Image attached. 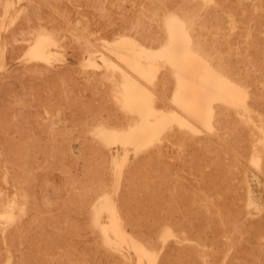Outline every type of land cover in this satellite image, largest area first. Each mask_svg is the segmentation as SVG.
I'll list each match as a JSON object with an SVG mask.
<instances>
[{
    "label": "rangeland",
    "instance_id": "374dc122",
    "mask_svg": "<svg viewBox=\"0 0 264 264\" xmlns=\"http://www.w3.org/2000/svg\"><path fill=\"white\" fill-rule=\"evenodd\" d=\"M10 0H0V4L2 3V5L4 6V7H2V5H0V59H1V61H0V89L2 90H0L1 92H0V110H2L3 112L1 113V111H0V122L2 123L3 122V125H1V123H0V139H2V141H1V143H0V148L1 149H3V150H0V151H2V152H0V169L2 170H0L1 171V173H0V187L3 189H1L0 188V207L2 208L3 207V204L5 205L8 201H10V200H16V201H19L18 203H21V202H23V201H25L26 202V208H27V211H26V213H25V215L24 216H22V218H21V220H20V223H19V227H18V232H16V234H14V236L11 234H9V232L11 231V226H9V225H6L5 226V224H3V226L2 225H0V227H2V228H0V238H1V240H0V248L2 249H0V254H2V258H3V260L1 259V255H0V261L2 262V261H4V262H0L1 264H5L6 262H8L7 264H27L28 262V264H31L30 263V261H32V263L33 264H37V263H39V261H40V263L39 264H59V263H63V261H65L63 264H65V263H67V264H88L89 263V261H91L89 264H94L93 262H95V260H96V262H95V264H110V262H111V264H113V262H114V260L117 258V260H115V261H117V264H119V262H118V260L119 259H121L120 257H121V255H119V252L117 251V250H115L114 248V250L115 251H113L112 250V248L111 247H107L106 246V244H105V242L104 241H102L103 239H102V234H101V232L99 231V229H97L95 226H94V222H91L92 221V218L94 217L93 216V214H94V212L93 211H91L92 209H94V207H92L91 205L93 204V202H94V204H95V201H96V199H97V197H98V194L99 193H101L102 192V190L103 191H107L108 190V192H110V191H113V189L115 190L116 189V187H114L115 185H116V182L119 180V179H121V181H119L118 183H120L121 184V182H122V180H123V182H125V183H123L122 182V184L120 185V184H117V185H119V190L118 191H116V198L118 199V201L120 202L121 200V197H119V195L120 196H122V201H121V203H125V205H124V207L126 206V204L128 205V207L127 208H130V209H128V211H130V212H128L126 209V212L129 214V216L130 217H132L133 215H132V207L133 208H136V210L134 211V209H133V213L135 214V216L137 217H135V216H133L135 219H136V221H135V219H133V218H131V220H127V228H128V230L129 231H132L133 233H134V230L135 231H137V234H139L140 232V234H142V235H152V234H156L157 236L154 238L153 237V241L155 240V243H156V241H158L157 243H159L158 245L157 244H154L155 246H159L158 248H160L161 246V242H160V240H157L158 239V235L161 233V229H163L165 226H166V224H169V223H171V220L173 219V221H178V220H180L183 216H186L187 214H186V212L188 211V209L189 210H192V208L194 207V205H192L191 206V204H192V202L191 201H200L201 203H203V204H207V205H209L210 203H215L216 205H219V204H221V202H224L223 204H225V203H227V202H229V207H231V209L229 210V211H231V217H230V222H232V220L234 219V214H233V210H236V208H235V206L234 205H237L236 203H238V205L240 204V206H238V209L240 210V208L243 210H241V212H243V213H240L242 216H240L239 215V219H238V221H239V223H240V226H241V231L240 232H238L237 234V236H239V238L236 236V238H238V240L237 239H235V238H233V237H235V235H233V234H231V233H227V232H225L224 230H222V231H220L219 233V235H218V238L219 239H217V243H218V245L221 247V248H223L224 249V252L225 253H227V258H228V261H229V258H230V260L232 259V257H234V256H232V255H235V251H237L236 250V247H235V243H236V246L238 245L239 247H240V254H239V256H240V258L238 259V260H235L236 262H238L239 260V262H238V264L239 263H241V264H264V236H260L259 234H263L264 232H262V231H260L261 230V226H260V224H264V221H262L261 219H264V209H262V208H264V173H262V172H259L252 164H251V162H248L247 160H249L250 158V156H248V157H246L247 158V160H246V158L244 159V160H240V161H237L238 160V158H237V155H238V153H240V150H242L243 149V144H244V137L243 136H241V134H244V132H245V130L246 129H248V132H249V134L252 136V138L253 139H257L258 137H260L259 135L261 134L260 133V130H259V128L257 127V125H256V122L258 123V122H260V124H264V122L263 121H260V117H262L263 118V116H262V114L264 115V110H263V108L264 107H259L258 105H256L257 107H259V108H257L256 106H255V111H253V117H254V122H253V124H249V126H247L246 124H244L243 122H241L240 120H239V124L237 123V118H239L238 117V115H236V114H234L233 115V112H231V114L233 115V117H232V115L229 117V118H227L226 119V121L227 120H229V122H231L232 120V122H234V126H232V132H231V130L230 129H228L227 131L225 130V131H221V132H214V133H216V136L214 135V134H211V133H208V132H202V133H199V134H195V135H193L192 133H190L189 131H187V130H183V131H181V130H179L178 129V131L176 130V129H174L173 131H171L170 133H167L166 135H165V139H163V141H161V143H157V147L156 146H152V147H150L149 149H146V150H144V151H142V152H140L139 153V155H134V154H131L130 156H129V158H128V160H127V164L125 163V165L123 166L124 168H123V171L121 170V172H122V175H121V173H120V175H118V176H120V177H118L117 176V174H115L114 175V173H116L115 171H114V164H112L113 163V157L114 156H122L123 155V152L121 151V150H118L117 148H116V146H112V147H107L106 145L104 146V144L102 143V141H100V139L99 138H97L96 137V133H95V135L93 134L95 131V124H99L100 122H105V123H107V124H110L111 122H113V121H119V122H121L122 124H124L126 121H128L129 119H130V117H131V119L134 117L135 118V116L134 115H131L130 113H127V111H125L124 109H122V107H120L122 110H120V108H119V106L120 105H118L117 103H119L118 101H117V99H114V97L113 96H115V95H113V93H112V91H113V82L111 83V81H107L108 79L105 77L107 74H111V72H107V74L106 75H104L105 73H106V69H105V67H103L102 69L100 68H94L93 66L92 67H86L87 65H89L88 64V62H87V64H84L83 65V62H84V60L85 59H87V61H88V59H89V54H88V51L89 50H91V49H99V50H104L105 52H106V50L103 48V46L101 45L103 42L104 43H106V42H110L111 40L112 41H114L120 34H128V35H133V36H135V37H137L138 39H140L141 41H144L146 44H150V45H152V46H158L160 43H163V42H165V39L167 38V33L166 32H164L165 31V29L163 28V26H164V24H159V22H160V20H157V21H154V20H152L148 15H147V8H148V1L149 0H12L11 2V4H9V7H8V11H6V2H9ZM72 1H74V2H72ZM83 1H87V2H93V3H91L92 4V7H91V4L90 3H87L86 2V4H85V2H83ZM223 2H225V3H233V4H235V2L237 1V0H234V1H232V0H222ZM29 2V3H28ZM97 2V3H96ZM99 2H101V3H99ZM243 2H245L246 3V5H247V7H246V5L243 3ZM15 3V4H14ZM94 3H96V4H94ZM241 3H242V7H244L245 8V10H246V12L244 13L246 16H247V14L249 13H251L252 14V16L250 17V15H249V17H247V20H245L246 22H244V27H241V26H239V24H230V20H228V14L227 13H225L224 11H220V15L222 16L221 18H222V24H194V32H195V34H196V37L203 43V42H205V43H203L204 45H206V47L207 48H209V49H213V51L215 52V54H216V56H218V57H220V58H222L223 59V61L225 62V61H227L226 63H228V64H232V65H235L234 63H236L235 61H237L238 60V62L236 63V64H239L240 66H241V70H242V76L243 77H245L246 76V78H249L250 79V81H252L254 84H253V90L255 91V94H260V95H264V59H260V60H256V61H253V60H251V59H248V58H245V54H248L249 52H251L252 51V48L253 47H255V45L257 44V49H259L262 53H264V45H262V44H264V0H262V2L260 1V0H241ZM74 4V5H73ZM88 4H89V6H88ZM101 4V5H100ZM100 5V6H99ZM134 5V6H133ZM143 5V6H142ZM17 6V7H16ZM94 6V7H93ZM101 6H103V7H101ZM12 7V8H11ZM14 7V8H13ZM22 7H23V9H22ZM27 7V8H26ZM98 7V8H97ZM211 7H212V9L213 8H215L216 7V5H215V2H210V3H208V4H206V6H204V8H210L211 9ZM3 8H5V9H3ZM259 8V9H258ZM262 8V9H261ZM19 9V10H18ZM42 9V10H41ZM62 9V10H61ZM15 10V11H14ZM18 11V13H16L17 11ZM41 10V11H40ZM61 10V11H60ZM113 10H115V12H117V13H115ZM22 11V12H21ZM25 11H26V13H25ZM89 11V12H88ZM91 11H92V14H91ZM107 11H109V12H107ZM39 12H40V14H39ZM110 12H112L111 13V15H110ZM240 12V14H241V10L239 11ZM16 13V14H15ZM67 13V14H66ZM85 13H87L86 15H85ZM259 13V14H258ZM263 15H261V14ZM94 14V15H93ZM239 13H238V15H240ZM34 15H36V16H34ZM51 15V16H50ZM2 16H4V17H2ZM38 16V17H37ZM44 16V17H43ZM114 16H116V20H115V17ZM259 17V19H258V17ZM37 17V18H36ZM76 17H78V19H76ZM234 17H236V16H234ZM11 18V19H10ZM36 18V19H35ZM93 18V19H92ZM104 18V19H103ZM248 18H250V19H248ZM263 18V19H262ZM33 19H35V20H33ZM50 19H52V20H50ZM142 19V20H141ZM12 20V21H11ZM113 21V22H111V21ZM249 20V23L247 22ZM262 20H263V23H262ZM76 21V22H75ZM148 21V22H147ZM228 21V22H227ZM71 22V23H70ZM94 22V23H93ZM23 23H25L24 25H27L28 27H29V29H28V27L27 26H25L27 29L25 30L23 27H24V25H22ZM36 23V24H35ZM39 23V24H38ZM59 23V24H58ZM60 23L61 24H63L64 26H62V25H60ZM9 24V25H8ZM30 24H32V25H30ZM55 24H57V25H55ZM101 24L103 25V26H101ZM159 24V25H158ZM229 24H230V26H229ZM263 24V25H262ZM22 25V26H21ZM46 25V26H45ZM65 25H66V27H65ZM105 25V26H104ZM123 25H125L124 27H123ZM127 25V26H126ZM215 25V26H214ZM224 25L226 26L225 28H224ZM34 26V27H33ZM47 26H48V28H47ZM50 26H54V30L52 29V27H50ZM160 26V27H159ZM199 27V30L200 31H198L197 29H198V27ZM203 26V27H202ZM207 26V27H206ZM214 26V27H213ZM231 26H235L234 28L233 27H231ZM17 29H15V28ZM31 27V28H30ZM36 27V28H35ZM50 27V28H49ZM55 27H57V30L55 29ZM60 27V28H59ZM68 27V28H67ZM126 27V28H125ZM127 27H129V29H127ZM133 27V28H132ZM218 27V28H217ZM222 27V28H221ZM229 27V28H228ZM22 28V29H21ZM119 28H120V30H119ZM232 28V29H231ZM236 28V29H235ZM20 29V30H19ZM51 29V30H50ZM101 29V30H100ZM214 29H217V30H214ZM219 29V30H218ZM15 30V31H14ZM20 32H19V31ZM21 30H23V31H21ZM29 30V31H28ZM31 30V31H30ZM50 30V31H49ZM68 30V31H67ZM213 30V31H212ZM228 32H226V31ZM249 30V31H248ZM24 31H25V33H24ZM51 32V33H54V35L57 37V39H58V41H59V47H57V51H56V55L54 56V60L51 62V63H48V62H46V61H44V60H33V59H31V60H29L28 59V55H27V53H28V51L30 50V48H31V46H32V43H34V40H35V38H36V36L38 35V32ZM58 31V32H57ZM70 31L71 32H74V33H70ZM97 31V32H96ZM157 31V32H156ZM197 31H198V33H197ZM206 31H207V33H206ZM251 31V32H250ZM13 32H15V33H13ZM17 32V33H16ZM23 32V33H22ZM39 32V33H40ZM117 32V33H116ZM159 32V33H158ZM162 32H163V34H162ZM202 32V33H201ZM212 32H214L213 34H212ZM221 32V33H220ZM8 33L10 34V35H8ZM58 33V34H57ZM205 33V34H204ZM7 35V39L5 38L6 36L5 35ZM23 34V35H22ZM35 34V36H33ZM65 34H66V37H65ZM117 34V35H116ZM215 34V35H214ZM247 34H250V36L249 37H247ZM257 34H259V35H257ZM20 35V36H19ZM160 35H161V37H160ZM222 37H221V36ZM225 35V36H224ZM235 35V36H234ZM24 38H23V37ZM26 36V37H25ZM231 36V37H230ZM252 36H253V38H252ZM262 37V39H260L261 37ZM1 37H2V39H1ZM10 37V38H9ZM33 39H32V38ZM68 37L70 38V39H68ZM96 37V38H95ZM105 37H107L108 38V40H107V38H105ZM165 37V38H164ZM234 37V38H233ZM257 37V39H258V37H260L259 39H258V42H257V39H255ZM20 38H22V39H20ZM65 38V39H64ZM211 38V39H210ZM219 38V39H218ZM102 39H104V40H102ZM237 40V42H236V40ZM7 40V41H6ZM10 40V42H8ZM11 40H12V42H11ZM91 40H93V41H91ZM163 40V41H162ZM221 40H222V42L224 41L225 43H222L221 42ZM231 40V41H230ZM232 40H233V42H232ZM90 43H89V42ZM111 41V42H112ZM228 41V42H227ZM235 41V42H234ZM20 42L23 44V45H25V47L22 45V44H20ZM208 42H211L212 43V46H211V43H208ZM214 42V43H213ZM246 42V43H245ZM12 43H15L14 45L16 46H14V45H12ZM18 43H19V45H18ZM70 43V44H69ZM234 43V44H233ZM236 43V44H235ZM8 44V45H7ZM30 44V45H29ZM93 44V46H91ZM218 44V45H217ZM4 45V46H3ZM12 45V46H11ZM17 45H18V47H17ZM20 45H22V46H20ZM60 45L63 47V48H61L60 49ZM101 45V46H100ZM234 45V46H233ZM74 48V49H76V50H74V49H72V47ZM229 46H230V48H229ZM4 47H5V49H4ZM30 47V48H29ZM75 47H77V48H75ZM218 47V48H217ZM250 47H251V49H250ZM221 48V49H220ZM13 49H15L16 50V52H15V50H13ZM225 49V50H224ZM250 49V50H249ZM13 51V52H12ZM60 51H61V53L63 54H61L60 53ZM222 51V52H221ZM242 51H244L243 53H242ZM249 51V52H248ZM12 52V53H11ZM20 52H24V53H20ZM57 52H59V53H57ZM233 52H234V54L235 55H233ZM236 52V53H235ZM10 53H11V55H10ZM81 55H80V54ZM221 53V54H220ZM14 54V55H13ZM20 54H22V55H20ZM10 55V56H9ZM18 55H20L19 57H18ZM63 57H62V56ZM76 57H74V56ZM15 56H17V57H15ZM64 56H66L65 58H64ZM239 56V57H238ZM13 57V58H12ZM14 57L17 59H15L14 60ZM74 57V58H73ZM82 57V58H81ZM227 57V58H226ZM13 59V60H11V59ZM237 58V59H236ZM9 59V60H8ZM56 59H57V61H56ZM83 59V60H82ZM96 59H97V61L99 62H101V59L99 58V57H96ZM81 60V61H80ZM10 61V62H9ZM86 61V60H85ZM234 61V63H232ZM252 61V62H251ZM9 62V63H8ZM36 62V63H35ZM243 62V63H242ZM38 63H40V67H39V64ZM85 63V62H84ZM246 63V64H245ZM248 63V64H247ZM8 64V65H7ZM35 64V65H34ZM2 65V66H1ZM15 65V66H14ZM22 65H24V67H25V69L22 67ZM85 66V68H83L82 66ZM245 65V66H244ZM254 65V66H253ZM6 66V67H5ZM19 66V67H18ZM31 66V67H30ZM70 67V69H68L69 67ZM76 67V69H79V71L78 70H76L74 67ZM89 66H91V65H89ZM249 66H251L250 68H249ZM257 66V67H256ZM48 67V68H47ZM77 67H79V68H77ZM243 67V68H242ZM245 67V68H244ZM22 68V69H21ZM65 68H66V70H65ZM74 68V69H73ZM13 69H15V70H17V71H14ZM38 69V70H37ZM52 69V70H51ZM75 71V73H74V71ZM80 69H81V71H80ZM257 69V70H256ZM51 70V71H50ZM55 70V71H54ZM71 70V73L70 72H68V71H70ZM84 70V71H83ZM255 70V71H254ZM262 70V71H261ZM11 71V72H10ZM18 71H19V73H18ZM24 71V72H23ZM26 71V72H25ZM57 71V72H56ZM78 71V72H77ZM90 71V72H89ZM13 72V73H12ZM28 72H30L29 74L31 75V76H27L28 75ZM52 72V73H51ZM54 72H55V74H54ZM59 72V73H58ZM88 72H89V74H88ZM16 73V74H15ZM23 74L22 76H21V74ZM26 73H27V75H26ZM33 73H34V75H36V77H38V79L36 78V77H33ZM66 73H69V74H65ZM92 73V74H91ZM13 74V75H12ZM18 74V75H17ZM59 74V75H58ZM100 74V75H99ZM166 74H168V75H170L169 73H166ZM257 74V75H256ZM16 75V76H15ZM48 75V76H47ZM57 75V76H56ZM69 75V76H68ZM72 75V76H71ZM119 73L117 72V73H115L113 76H114V79L116 78L117 80L120 78L119 76ZM250 75H253L252 77L250 76ZM18 76H20V77H18ZM54 76V77H53ZM66 78H65V77ZM2 77V78H1ZM3 77H4V80H3ZM6 77H8L7 78V80H6ZM15 77V78H14ZM18 79H17V78ZM24 79H23V78ZM29 80V81H26L27 79ZM49 77V78H48ZM55 77H57L56 79H55ZM103 77H105V78H103ZM14 78V79H13ZM22 78V79H21ZM36 78V79H35ZM43 78V79H42ZM53 78V79H52ZM59 78H60V81H59ZM70 78H72V79H70ZM169 78V80L170 81H168V86H169V88H167V87H165L164 89H163V91L167 88V91L165 90L164 91V94L167 96V94L168 93H170V91H171V88H173V80H172V78L169 76L168 77ZM2 79V80H1ZM35 81H34V80ZM45 79V80H44ZM50 79V80H49ZM51 79H52V82H54L55 80V83L56 84H58L59 85V88H57L56 89V87H58V86H56V87H53V86H55V83H52L51 82ZM67 79H69V80H67ZM86 79V80H85ZM102 79V80H101ZM68 82H67V81ZM259 80V81H258ZM2 81H5V82H3L2 83ZM9 81L11 82V81H14V82H11V83H9ZM19 81V82H18ZM39 81V82H38ZM44 81L46 82L47 81V84H48V81H49V83H51L50 85L48 84H45L44 83ZM73 81V82H72ZM24 82V83H23ZM26 82V83H25ZM37 84H36V83ZM59 82V83H58ZM98 82V83H97ZM21 83H23L24 84V87L22 86V84ZM27 83L29 84V85H27ZM35 83V84H34ZM42 84V86L43 87H41L40 85ZM64 83V84H63ZM97 83V84H96ZM15 84H17V87L19 88V91H18V88L16 87V89H15ZM38 84H40L39 86L40 87H38V86H36V85H38ZM44 84V85H43ZM261 84V85H260ZM12 85V86H11ZM25 85H27V86H25ZM51 85H53V86H51ZM84 85V86H83ZM30 86V87H29ZM31 86H35V87H31ZM46 86H47V88H46ZM94 86V87H93ZM13 87V88H12ZM27 87H29V88H27ZM36 87H38L37 89H36ZM73 87H75V88H73ZM83 87V88H82ZM86 89H88V90H86ZM107 87V88H106ZM111 87V88H110ZM41 88V90H44L43 92L42 91H40L39 89ZM43 88H45V89H43ZM54 88H55V90H54ZM61 88L63 89V90H61ZM96 88V89H95ZM255 88V89H254ZM23 89V90H22ZM30 89H33V95L31 94L32 93V90H30ZM36 89V90H35ZM46 89H48L47 91H46ZM13 90H15V92L13 91ZM26 92H25V91ZM65 90V92L64 93H62L63 91ZM68 90V91H67ZM37 91V92H36ZM40 91V92H39ZM73 91V92H72ZM92 91L94 92L93 94L94 95H92V94H90V92L92 93ZM22 93V95H21V93ZM42 92V93H41ZM98 92V93H97ZM12 93V94H11ZM19 93H20V96L22 97L23 96V98H21L20 96H19ZM57 93V94H56ZM89 93V94H88ZM4 94H5V99H4ZM16 94V95H15ZM26 94V95H25ZM27 94H29V96L27 95ZM36 94V95H35ZM40 94L41 95H43L42 97H44L43 99L41 98V96H40ZM47 94V95H46ZM77 96H76V95ZM78 94H79V96H78ZM85 94H87L86 96H85ZM15 95V96H14ZM26 97H25V96ZM50 96V98H47V97H49ZM52 95H53V97H52ZM89 95H91V96H89ZM96 95V96H95ZM34 96H37L36 98L34 97ZM47 96V97H46ZM94 96H95V98H94ZM8 97H10V98H8ZM15 97V98H14ZM47 99H46V98ZM72 97H73V99H72ZM91 97V98H90ZM100 97V99H98ZM25 98V99H24ZM30 100H29V99ZM33 98V99H32ZM37 98H40V99H38V101L37 100H34V99H37ZM18 99V100H17ZM23 99V100H22ZM28 99V100H27ZM62 99L64 100V103H63V101H62ZM81 99H83V100H81ZM90 99V100H89ZM95 99H96V101H95ZM101 102L100 104H99V102H98V100ZM5 100V101H4ZM8 100H11V101H8ZM28 102H27V101ZM34 100V101H33ZM42 101V103H41V101ZM44 100V101H43ZM47 100H48V102H47ZM86 100V101H85ZM2 101V102H1ZM31 101H33L32 102V104L30 105V103H31ZM35 101H37V102H35ZM61 102V103H59V102ZM73 103H72V102ZM88 101V103L89 104H91V105H86L85 104V102H87ZM95 101V102H94ZM18 102H19V104H18ZM59 104H58V103ZM92 102V103H91ZM171 101L168 99V98H164V100H163V103H164V105H166V106H172V103H170ZM1 103H3V105L1 104ZM7 103V104H6ZM10 103H11V105H10ZM26 103V104H25ZM87 103V104H88ZM94 103H96V105L94 104ZM102 103H104V104H102ZM38 104V107L36 106ZM53 104V105H52ZM58 105V107H56L57 105ZM65 104V105H64ZM71 104H74V105H71ZM93 104V105H92ZM98 104V105H97ZM102 104V105H101ZM5 105H6V107H5ZM31 107V108H29V106ZM42 105V106H41ZM77 105V106H76ZM104 105V106H103ZM9 108H8V107ZM16 106V107H15ZM33 106H35V107H33ZM41 106V107H40ZM52 106H54L53 108L54 109H52ZM79 106H82L81 108L79 107ZM2 107V108H1ZM22 107H24V108H22ZM26 107V108H25ZM40 107V108H39ZM60 107H62V108H60ZM4 108H6V109H4ZM13 108H14V110H13ZM37 110H36V109ZM80 108V109H79ZM98 108H99V110H98ZM108 108V109H107ZM257 108V109H256ZM16 111L15 113L12 111ZM24 109V110H23ZM30 109V110H29ZM35 111H34V110ZM45 109V110H44ZM52 109V110H51ZM56 109V112H54V110ZM77 109H79V110H77ZM260 109V110H259ZM9 110V111H8ZM33 110V111H32ZM67 110V111H66ZM256 110H258V111H256ZM32 111V112H31ZM37 111V112H36ZM64 111H66L65 113H64ZM88 112V113H83V112ZM229 111H230V109H229ZM261 111H263V112H261ZM5 112L6 113H8V114H11V115H5ZM13 114H12V113ZM34 112V113H33ZM44 112V113H43ZM67 112H71V113H69V115L68 116H71L70 118L71 119H69V117L66 115V113ZM76 112H78L79 114H76ZM127 114H126V113ZM258 112H259V114L260 113H262V114H260V117H258L259 116V114H258ZM17 113V114H16ZM33 116L34 114V118L32 117V116H30V114ZM39 113V114H38ZM235 113V112H234ZM2 114V115H1ZM4 114V115H3ZM41 114H44L43 116L44 117H47L45 114H47L48 115V117L47 118H44ZM55 114V115H54ZM57 114V115H56ZM71 114V115H70ZM52 115V116H51ZM79 115H80V117H81V119L83 120H79L80 119V117H79ZM99 115V116H98ZM13 116V117H12ZM62 116V117H61ZM64 116H67L66 117V119H65V117ZM116 116V117H115ZM121 116V117H120ZM235 116V117H234ZM257 116V117H256ZM4 117V118H3ZM6 117H8V119H6ZM31 117L33 118V119H31ZM35 117H38V119H40V121H38V119L37 118H35ZM51 117V118H50ZM56 117V118H55ZM64 117V118H63ZM86 117H88V118H86ZM90 117V118H89ZM118 117H120V118H118ZM13 118V119H12ZM44 118V119H43ZM57 118H59V119H57ZM78 118V120L79 121H76V119ZM99 118V119H98ZM114 118V119H113ZM231 118H233V119H231ZM258 118V119H257ZM20 119V120H19ZM105 119V120H104ZM118 119V120H117ZM130 119V120H131ZM230 119H231V121H230ZM234 119H236V120H234ZM34 120V121H33ZM57 120H59V122L57 123ZM85 120H86V122H85ZM257 120H259V121H257ZM4 121H6L7 122V124L4 122ZM13 121V122H12ZM24 121V122H23ZM33 121V122H32ZM37 121V122H36ZM52 123H51V122ZM56 121V122H55ZM82 121V122H81ZM256 121V122H255ZM11 122V123H10ZM32 122V123H31ZM84 122V123H83ZM9 123H10V125H9ZM41 123H43V124H41ZM46 123H48V124H46ZM51 123V124H50ZM235 123H237V126H235L236 124ZM24 124V125H23ZM18 125V126H17ZM20 125V126H19ZM93 125V126H92ZM254 125V126H253ZM8 126H10V128L8 127ZM25 126V127H24ZM34 126H35V128H34ZM97 126V125H96ZM243 128H242V127ZM250 126L251 127H256L255 129H257V130H255V132H251V130H252V128L250 129ZM6 127V128H5ZM19 127V128H18ZM40 127V128H39ZM43 127H45V128H47V130H45V128H43ZM54 127V128H53ZM58 127V128H57ZM236 128V129H234V128ZM237 127H240L241 129H240V135L239 136H237L236 135V133L238 134L239 133V128L237 129ZM10 130H9V129ZM37 128H39V129H37ZM94 129V130H90V129ZM5 129V130H4ZM18 129V130H17ZM34 130V131H32V133H31V130ZM50 129V130H49ZM60 129V130H59ZM70 129V130H69ZM3 130V131H2ZM47 131L46 133L45 132H43V131ZM58 130V131H57ZM27 131H30V132H28L27 133ZM89 131H91V133L89 132ZM234 131V132H233ZM241 131H243V133L241 132ZM253 131H254V129H253ZM257 131V132H256ZM5 132V133H4ZM34 132V133H33ZM87 132V133H86ZM93 132V133H92ZM260 133L259 135L257 134V133ZM31 133V134H30ZM39 135H38V134ZM59 135H57V134ZM60 133V134H59ZM62 133V134H61ZM183 133V134H182ZM187 133V134H186ZM224 133V134H223ZM231 133V134H230ZM255 133V134H254ZM21 134H23V135H25V137L24 136H22ZM35 134H37V135H35ZM53 134L56 136V137H54V138H56L55 139V141H54V138H53ZM226 134V135H225ZM227 134H229V135H227ZM253 134H254V136H253ZM4 135V136H3ZM19 135H21V137L19 136ZM41 135V136H40ZM171 135V136H170ZM221 135L223 136L222 138H221ZM234 135H235V137H234ZM258 137H257V136ZM16 136V137H15ZM30 136V137H29ZM48 136H50V137H48ZM62 136H63V138H62ZM191 136V137H190ZM220 138H219V137ZM244 136H245V134H244ZM11 137V138H10ZM22 137H24V138H22ZM29 137V138H28ZM38 137H40V138H43V139H40V138H38ZM172 137V138H171ZM184 137V138H183ZM187 137H189V138H187ZM204 137V138H203ZM229 139H228V138ZM232 137L233 138H235V140L234 139H232ZM240 137L243 139V141L242 142H240L242 139H240ZM254 137H256V138H254ZM11 139V140H9V139ZM12 138L13 139H15V140H12ZM19 138H20V140H19ZM25 138H26V142H24V140H25ZM36 138H37V141H36ZM168 138V139H167ZM171 138V139H170ZM182 138V139H181ZM187 138V139H186ZM197 138H198V140H197ZM4 139H5V142L7 141L6 139H8V141L5 143L4 142ZM30 139V140H29ZM39 139H40V141H39ZM45 139V140H44ZM53 139V140H52ZM62 139V140H61ZM167 139V140H166ZM195 139V140H194ZM218 139V140H217ZM222 139V140H221ZM238 139H240V140H238ZM22 140H23V142H22ZM33 140H35V141H33ZM59 140V141H58ZM62 141V143H61V141ZM180 140V141H179ZM182 140V141H181ZM208 140V141H207ZM214 140V141H213ZM238 140V141H237ZM11 141H12V143L13 144H11ZM16 141V142H15ZM17 141L19 142L20 141V144H18L17 143ZM39 141V142H38ZM54 141V142H53ZM81 141H82V143H81ZM166 141V142H165ZM168 141V142H167ZM173 141H175V143L173 142ZM178 141V142H177ZM212 141V143L210 144V142ZM216 141V142H215ZM225 141V142H224ZM232 143L231 145H230V143ZM236 142V143H233V142ZM253 141H255V140H253ZM34 142V143H33ZM50 142H51V144H50ZM59 142V143H58ZM84 142V143H83ZM172 142V143H171ZM180 142V143H179ZM197 142V143H196ZM206 142V143H205ZM215 142V143H214ZM3 143H4V145H3ZM33 143V144H32ZM39 143H40V145H39ZM188 143H190L191 145H189ZM205 143V144H204ZM225 143H227V145H230V146H227ZM238 143H240V144H242V148H241V146L238 144ZM7 145V148L5 147L6 145ZM20 145L18 148H19V150H18V148L15 146V145ZM22 144H23V146H25V148H23V146H22ZM31 144V145H30ZM42 144V145H41ZM43 144H45V145H43ZM49 144V145H48ZM58 144H59V146H58ZM65 144V145H64ZM67 144V145H66ZM87 144H88V147H87ZM164 144V145H163ZM172 144H174V145H172ZM177 144V145H176ZM181 144V145H180ZM214 144H215V146H214ZM220 144V145H219ZM237 144H238V146H237ZM12 145V146H11ZM29 145V146H28ZM34 145V148L32 147ZM39 145V147H37V146ZM56 146V147H54V146ZM85 145V146H84ZM91 145H93V146H91ZM166 145H168V146H166ZM223 145V146H222ZM226 145V146H225ZM236 145V146H235ZM8 146L10 147L9 149H11L12 147L13 148H16V150L14 149V151H16V152H18V153H16V152H13V148L11 149V152H10V150H8ZM30 146H31V148H30ZM36 146V147H35ZM49 146V147H48ZM61 146H65V149L63 150V149H60V147ZM67 146H68V148H67ZM82 146H84V148L82 149ZM91 146V148L89 149V147ZM98 146V147H97ZM102 146V147H101ZM166 146V147H165ZM180 146V147H179ZM187 146V147H186ZM188 146H190V147H188ZM205 146V147H204ZM220 146V147H219ZM232 146V147H231ZM21 147V148H20ZM28 147H29V149H28ZM48 147V148H47ZM51 147V148H50ZM170 147H171V149H170ZM184 147V148H183ZM196 147V148H195ZM228 147V148H227ZM231 147V148H230ZM239 148V152L236 154V152L237 151H235V150H237L238 148ZM23 148V149H22ZM36 148H38V149H36ZM43 148V149H42ZM47 148V149H46ZM50 148V151L48 150ZM93 148V149H92ZM98 148H101V150L99 149L98 150ZM104 150H103V149ZM155 148H157V150L155 151ZM179 148H181V149H179ZM193 148H195V149H193ZM212 148H215L214 149V153L211 151V149ZM225 148V149H224ZM237 148V149H236ZM7 151H6V150ZM34 149V150H33ZM61 151H59V150ZM80 149H82V150H80ZM111 149V150H110ZM151 149V150H150ZM153 149H154V152H153ZM163 149V150H162ZM192 149H193V151L194 152H196L195 154H196V156H198L200 153H203L204 155L205 154H209L208 155V158H207V155H205L206 157H204V155L203 154H200L198 157V159H197V157L195 156L194 157V155H192V153L194 154V152H192ZM206 149H208L207 150V152H206ZM231 149V150H230ZM18 150V151H17ZM85 152H84V151ZM91 150H94V151H91ZM167 150V151H166ZM172 150V151H171ZM213 150V149H212ZM218 150H219V153H218ZM222 150V151H221ZM22 151V152H21ZM27 151H29L30 153H31V155L30 156H28V152ZM39 151H40V153H39ZM43 151H44V153H46V154H44L43 153ZM84 152V154H82L83 152ZM91 151V152H90ZM99 151H101V152H99ZM103 151V152H102ZM153 152V154H151V152ZM224 151H226V152H224ZM229 153H228V152ZM232 151V152H231ZM6 154V156H11V157H3V156H5V154ZM19 152H20V154H19ZM48 152V153H47ZM58 152V153H57ZM87 152V153H86ZM99 152L100 154H97V153ZM150 152V153H149ZM159 152V153H158ZM172 152V153H171ZM192 152V153H191ZM206 152V153H205ZM2 153V154H1ZM7 153H9V154H7ZM14 153H16L15 155H14ZM21 153H23V155L21 154ZM53 153V154H52ZM59 153H61L60 155H62V156H60L59 155ZM68 155H67V154ZM89 153V154H88ZM189 153H191V154H189ZM199 153V154H198ZM234 155H233V154ZM13 154V155H12ZM27 154V155H26ZM33 154H35L36 156H37V158H36V156L35 155H33ZM55 154V155H54ZM57 154V155H56ZM64 154V155H63ZM91 154V155H90ZM97 154V155H96ZM105 154H106V157H105ZM144 154H145V157H143L142 158V156H144ZM150 155V157H149V155ZM198 154V155H197ZM212 154V156L211 157H209L210 155ZM221 154H222V156H221ZM230 154H232V155H230ZM35 157V158H33V156ZM67 155V156H66ZM112 155V156H111ZM151 155H152V157H151ZM191 155V156H190ZM231 157H233V158H231ZM236 155V156H235ZM20 156H22L23 158H24V162H20V160L22 159L23 160V158H20ZM47 156V158H48V156H49V158L47 159V158H45ZM54 156H55V160H56V162H57V165H56V162H54ZM57 156V157H56ZM71 156H72V159H71ZM93 156V157H92ZM95 156V157H94ZM136 156V157H135ZM157 156V157H156ZM14 157V158H13ZM27 157H29V158H27ZM32 157V158H31ZM65 157H66V159H65ZM101 157V158H100ZM103 157H105V158H103ZM134 157V158H133ZM185 157H187L186 159H185ZM200 157H201V159H200ZM229 157H230V159H229ZM8 158L10 159V160H8ZM20 158V159H19ZM57 158H59V159H57ZM75 158V159H74ZM147 158V159H146ZM151 159L152 158V160H151V162H153V161H155L156 162V164H152L151 162H150V160L149 159ZM154 158L155 159H157V160H154ZM204 158H206V159H204ZM210 158H211V160H210ZM213 158V159H212ZM220 158H222V159H220ZM11 159H15L14 160V163H13V160H11ZM17 159V160H16ZM18 159H19V165H17L16 166V163L18 164ZM26 159V160H25ZM29 159V162H27V160ZM30 159L32 160V162L34 163L35 162V164H33L31 161H30ZM33 159H35V160H33ZM95 159H97V160H95ZM110 159V160H109ZM146 159V160H145ZM161 159V160H160ZM188 159H190V160H188ZM232 159H234V161L235 162H231V161H229V160H232ZM236 159V160H235ZM1 160H2V162H1ZM7 160V161H6ZM43 160H46V161H43ZM52 162H51V161ZM58 160V161H57ZM59 160H61L62 161V163L63 164H61V161H59ZM68 160V161H67ZM72 160V161H71ZM75 160H76V162H75ZM107 160V161H106ZM109 160V161H108ZM146 162H145V161ZM147 160H149V161H147ZM207 160V162L205 163V161ZM9 161V165L7 164V162ZM40 161H43V163L42 162H40ZM63 161H65V163L63 162ZM88 161H89V163H88ZM103 162V165L102 164H100L101 162ZM104 161H106V162H104ZM137 161V162H136ZM162 161V162H161ZM181 161V162H180ZM185 161H187V162H185ZM250 161V160H249ZM13 163V164H11V163ZM34 165H32L31 163ZM42 163L43 165L42 166H39V165H41L40 163ZM47 162H48V165H46L47 164ZM50 162V163H49ZM74 162V163H73ZM86 162V163H85ZM144 162V167H142V163ZM150 162V164H152L151 166L149 165V164H147V163H149ZM165 162L167 163V165L165 164ZM172 162V163H171ZM215 162V163H214ZM226 162V163H225ZM23 163L24 164H26V165H24L25 166V168L23 167ZM38 163V164H37ZM52 163H54V164H52ZM76 163V164H75ZM88 163V164H87ZM98 163L100 164V166H98ZM107 163H109V165L107 164ZM204 163V164H203ZM222 163V164H221ZM230 163H232V164H230ZM235 163V164H234ZM86 164H87V166H86ZM91 164H93L92 166H89V165H91ZM174 164V165H173ZM192 164H194V165H192ZM201 164V165H200ZM217 164H218V166H220V169H218V166H217ZM237 164H238V166H240V167H238L237 166ZM2 165V166H1ZM5 167H4V166ZM8 165V166H7ZM13 165V166H12ZM21 165V166H20ZM30 166V165H32L33 166V168H31V167H28L27 168V166ZM52 166L50 169H49V167L48 166ZM53 165H55V166H58V168L57 167H55V166H53ZM62 165V166H61ZM63 165L65 166V165H67L66 167H63ZM75 165V166H74ZM83 165H85L84 166V169L82 168L83 167ZM95 165H96V169H99L98 167H100V169H99V172L97 173L96 172V177L94 176L95 174V171H96V169H94V167H95ZM102 165V166H101ZM133 165H138L137 167V170L139 171V173L137 172H135V170L136 169H133V168H131L130 169V167H132ZM181 165V166H180ZM208 166V167H206V168H204V166ZM225 165V166H224ZM19 166V167H18ZM36 166H37V168H36ZM46 166V168L48 169H46L45 168V170H43L44 169V167ZM62 168H61V167ZM105 166H106V168H105ZM135 166H133V167H135ZM147 166V169L149 168V169H151V170H153L152 172H151V170L149 171V169L147 170L145 167ZM155 166V167H154ZM158 166V167H157ZM162 166H163V168H162ZM189 166H190V168H189ZM193 166L195 167V168H193ZM8 167H10V168H13V169H10V168H8ZM53 167H55V168H53ZM75 167V168H74ZM89 167L91 168V169H94V173H92L93 172V170H91V172L89 173ZM142 167V169L143 170H145V171H147V172H151V174L152 173H154V175L152 174H149L148 176H147V173H145V171H144V173H142V174H144L145 176L142 178V174H141V168ZM152 167H153V169H152ZM166 167V168H165ZM171 168V169H169V168ZM180 167V170H178V168ZM200 167V168H199ZM224 167H225V169H224ZM231 167V168H230ZM233 167V168H232ZM36 168V169H35ZM59 168L61 169L60 171H59ZM82 168V169H81ZM87 168V169H86ZM109 168V169H108ZM154 168H156V169H154ZM198 168V169H197ZM223 168V170H224V172L221 170ZM246 168H247V170H246ZM8 169H10V170H8ZM15 169H17L16 171L18 172V174H19V172H20V176H15L16 174H17V172H14L15 171ZM31 169V170H30ZM38 169V170H37ZM52 169H54V170H52ZM62 169H63V172H65V173H63L62 172ZM70 169V170H69ZM73 171H72V170ZM78 169V170H77ZM103 169H105L106 171H104ZM108 169V170H107ZM130 169V170H129ZM140 169V170H139ZM161 169H162V171H161ZM186 169V170H185ZM188 169V170H187ZM201 169V170H200ZM229 169H231V170H229ZM235 169V170H234ZM246 170V176H245V170ZM29 170V171H28ZM37 170V171H36ZM67 170H69V172L67 171ZM77 170V171H76ZM82 170V171H81ZM143 170H142V172H143ZM156 170H158V171H156ZM10 171L12 172V173H10ZM33 171V172H32ZM36 171V172H35ZM71 171V172H70ZM75 171L77 172V174L75 173ZM86 173H85V172ZM129 171V172H128ZM131 171H133V172H135L136 174H140L139 176H137V177H135L136 176V174L134 173V175H133V172H131ZM160 171L162 172V174L160 173ZM196 171H197V173H196ZM198 171H200V172H198ZM212 171H214V174L212 175ZM227 171H229V172H227ZM13 172L15 173V175L13 174ZM28 172H30V173H28ZM68 172V173H67ZM72 172H73V174L75 175L76 174V176H74L73 174H72ZM101 172L103 173V177H107V180H106V178H104L105 180L103 181V179L101 180V178H103L102 177V175H101ZM164 172V173H163ZM195 174H194V173ZM11 175H10V174ZM32 173V175L34 176V177H32L30 174ZM44 173V174H43ZM89 174V176H88V174ZM129 173V174H128ZM130 173H132V174H130ZM160 173V174H159ZM182 173H183V175H182ZM199 173V175H201V176H199V175H197ZM211 173V174H210ZM218 173H220V174H218ZM233 173V174H232ZM238 173V174H237ZM2 174H4V175H6L7 177H5L4 178V176L2 175ZM46 174V175H45ZM48 174V175H47ZM80 174L83 176V177H85V178H83V177H81L80 176ZM87 177H90V178H86V176ZM92 174H94V175H92ZM99 174H100V176H99ZM226 174V175H225ZM228 174V175H227ZM14 175V176H13ZM37 175V176H36ZM42 175V176H41ZM44 175H45V177H44ZM105 175V176H104ZM110 175V176H109ZM126 175V176H125ZM155 175H157L156 176V178H154V177H152V178H154V180L151 178V176H155ZM161 175V176H160ZM186 175V176H185ZM208 175V176H207ZM221 175V176H220ZM224 175V176H223ZM235 175V176H234ZM13 176V177H12ZM70 176H72V177H70ZM79 176V177H78ZM100 178V179H98V180H94V178L95 179H97L98 177ZM111 178H109V177ZM122 176V177H121ZM125 176V177H124ZM131 176H133L134 177V180L135 179H137V180H135V182H133V184H137V186L138 187H141L140 185H141V183H143V185H142V187L141 188H139L138 189V187L136 186V185H131L132 184V182L130 183V182H127V181H130V178H131ZM146 176H147V178H146ZM198 176V177H197ZM211 176V177H210ZM214 176V177H213ZM252 176V177H251ZM17 179H16V178ZM21 177V178H20ZM69 177V178H71V179H73V182L74 181H76V180H74V179H79L80 177H81V179H79V182H76V184L75 183H73L72 182V180H70V179H67V178ZM75 177V178H74ZM78 177V178H77ZM115 177V178H114ZM130 177V178H129ZM141 177V178H140ZM148 177L150 178V179H148ZM225 178V180H224V178ZM227 177H229V178H227ZM15 178V179H14ZM35 178L37 179L36 181H35ZM84 180H83V179ZM92 178H93V180H94V182H93V180H92ZM117 178H119V179H117ZM125 178H129V179H125ZM148 180H146V179ZM189 178H191L190 180H189ZM196 178V179H195ZM245 178H247L249 181V183H247V184H250L249 186L252 188V190H253V193H254V196H255V199L256 200H258L259 202H260V205H261V209L260 210H255L254 208H250L249 207V205H246L247 203H246V200H247V197H248V195H247V192H246V189H245V185H247V184H245L246 182H244V179ZM5 179V180H4ZM33 179V180H32ZM50 181V180H52L53 179V181H50V182H48V180ZM88 179H90V180H88ZM151 179L153 180L152 182H151ZM220 179H221V181H220ZM230 179V180H229ZM234 179V180H233ZM238 179H240V181L238 180ZM9 180V181H8ZM16 180V181H15ZM81 180H83V181H81ZM91 180H92V182L94 183V184H96L99 180H101L100 182H103V183H100V182H98L97 183V185H101V186H103V187H101L100 189H102V190H98V193L96 192V194L94 193V192H92L94 189H92L91 187H93V188H95V186L96 185H94V184H92V183H88V181H90L91 182ZM131 180H132V178H131ZM141 182H140V181ZM143 180H146V181H144V182H146L145 183V185H144V182H142ZM188 180V181H187ZM191 180L193 181V182H191ZM216 182H215V181ZM227 180V181H226ZM242 180V181H241ZM253 180H255V181H253ZM14 181V182H13ZM18 181H21V182H18ZM68 181V182H67ZM84 181L85 182H87V183H85V185L84 184H82V183H84ZM107 183H109V184H107ZM110 181V182H109ZM115 181V182H114ZM159 181H160V184H159ZM190 181V182H189ZM197 181V182H196ZM204 181V182H203ZM211 181H213V182H211ZM8 182V183H7ZM9 182H11V183H9ZM46 182V183H45ZM66 182H67V184H66ZM72 182L74 185H76V187L74 188V185L72 184V185H70V183ZM81 182V183H80ZM96 182V183H95ZM136 182H140V185L138 184V183H136ZM157 182H158V185H157ZM166 182V183H165ZM196 182V183H195ZM207 182H208V184H207ZM223 182H225V183H223ZM229 182V183H228ZM235 182V183H234ZM238 182V183H237ZM243 182V183H242ZM20 183V184H19ZM23 184V187H22V184ZM69 183V184H68ZM79 183H80V185L82 186V185H84L82 188H81V186H78L79 185ZM113 183V184H112ZM114 183H115V185H114ZM126 183H127V185H130L129 186V191L127 192V185H126ZM147 183H149V184H147ZM163 183H165L164 184V190L162 189V187H163ZM192 183V184H191ZM217 183V184H216ZM223 183V184H222ZM232 183H233V185H232ZM236 183H237V186H236ZM86 184H87V186H86ZM107 184V185H106ZM124 184L126 185L125 187H124ZM196 184V187L194 186ZM210 184H214V186L216 187V188H218L217 189V192H216V190H214V194L213 193H211L210 191H208L207 189H204V191L202 192V191H200V194L199 195H197V196H195V189L198 187V186H203L204 188H206L207 186H209ZM223 185V188H222V185ZM239 184V185H238ZM10 185H12V186H10ZM14 185V186H13ZM48 185V186H47ZM69 185V186H68ZM88 185L89 186H91V187H88ZM148 185V186H147ZM155 185L157 186V187H159V189L157 188V187H155ZM161 185V186H160ZM177 185V186H176ZM225 185V186H224ZM226 185H228V186H226ZM243 185V186H242ZM25 186V187H24ZM73 186V187H72ZM88 187V188H91L90 190L88 189V188H86V187ZM132 186L134 187V188H132ZM145 186V187H144ZM147 186V187H146ZM166 186V187H165ZM190 186V187H189ZM219 186V187H218ZM3 187H5V189L3 188ZM21 187V188H20ZM31 187L34 189V190H32L31 189ZM77 187H80L81 189V191L79 190V188L77 189ZM122 187H124V188H122ZM136 187V188H135ZM150 187V188H149ZM153 187L155 188V190L153 189ZM168 187V188H167ZM191 187H193V189L191 188ZM223 189V190H225L226 192H224L221 188ZM230 187V189L228 190V188ZM243 187V188H242ZM18 188H20L21 190H19ZM73 188H74V190H73ZM131 188H132V190H131ZM146 188H148V189H146ZM227 188V189H226ZM23 189V190H22ZM25 189V190H24ZM27 189L28 190H30V191H27ZM85 189H88L87 191L85 190ZM105 189V190H104ZM120 189H122L123 191H121ZM133 189H135V191H136V193L137 194H133V192H134V190ZM167 189V190H166ZM174 189V190H173ZM184 189V190H183ZM233 189V190H232ZM14 190H15V192H16V190L18 191V194L19 195H17V192L16 193H14ZM38 192H37V191ZM46 190V191H45ZM71 190H72V192H71ZM117 190V189H116ZM126 190V191H125ZM138 190V191H137ZM143 191L142 193L140 192V191ZM154 192H153V191ZM160 190H162L161 191V193H160ZM203 190V189H202ZM221 190V191H220ZM2 191V192H1ZM8 191V192H7ZM21 191V192H20ZM23 191H24V193H23ZM31 191H32V193H35V196H34V194H32V196H30L31 195ZM36 191V192H35ZM75 191H79V193L80 192H82V195H83V192L86 194H84L83 196H85V197H87V200H86V198L84 199L85 201H88V202H86L85 203V201L83 202L82 201V196H80V194L79 193H77V192H75ZM120 191V192H119ZM125 191V192H124ZM194 191V192H193ZM239 191V192H238ZM4 192V193H3ZM9 192H11V193H9ZM28 192H30V193H28ZM124 192V193H123ZM148 192L149 193H151V195L150 194H148ZM166 192V193H165ZM175 192H177V193H175ZM209 192V193H208ZM229 192V194H227ZM238 192V193H237ZM1 193H3V194H1ZM10 195H9V194ZM73 193H76V197L78 196V198H76L74 195H73ZM122 193V194H121ZM125 193H127V195H128V197H127V195L125 194ZM135 193V192H134ZM146 194V196H145V194ZM206 193V194H205ZM222 193H223V195H225V196H227V197H225V196H223L222 195ZM6 194V195H5ZM11 194H12V196H11ZM20 194H22V196L20 195ZM68 195V196H65V195ZM70 194H72L74 197H71L72 195H70ZM89 194V196H87ZM125 194V195H124ZM132 195V197H131V195ZM158 194V195H157ZM187 194L189 195V198H187L188 196H187ZM191 194V195H190ZM219 194V195H218ZM232 194V195H231ZM237 194V195H236ZM28 195V196H27ZM41 195V196H40ZM44 195H46L45 196V198H43L44 197ZM70 195V196H69ZM91 195V196H90ZM92 195H93V198H92ZM135 195H136V198H138V199H140L139 201L135 198ZM140 195V196H139ZM148 195H149V197H148ZM201 195H203V196H201ZM204 195H206V196H204ZM243 195H244V197H243ZM27 196V197H26ZM49 196V197H48ZM123 196L127 199V201H126V199L124 200V198H123ZM145 196V197H144ZM153 196V197H152ZM187 196V197H186ZM201 196V197H200ZM219 196L220 197H222V198H220L219 199ZM238 196V197H237ZM12 197V198H11ZM19 197V198H18ZM23 197V198H22ZM24 197H26V198H24ZM35 197V198H34ZM46 197H48V198H46ZM132 199H131V198ZM140 197H142V200H141V198ZM160 197V198H159ZM186 197V198H185ZM204 199H203V198ZM5 198H7V199H5ZM38 198V199H37ZM40 198H42V199H40ZM61 198V199H60ZM74 199V201L76 200V199H79V201H75V202H73L72 200ZM91 200H90V199ZM130 198V199H129ZM147 199V200H144L143 201V199ZM149 198H151V199H149ZM153 198H156L155 200L157 201V202H159V203H155V200L153 199ZM212 198H213V200H212ZM230 198H232V199H230ZM20 199H22L21 200V202H20ZM27 199H28V201H27ZM43 199H45L44 201H42ZM47 199H48V201H47ZM68 199H70V200H68ZM81 199V200H80ZM134 199H135V201H134ZM164 199V200H163ZM169 199V200H168ZM198 199V200H197ZM203 199V200H202ZM218 199V200H217ZM226 199V200H225ZM234 199V200H233ZM40 200H41V202H40ZM94 200V201H93ZM130 200H132V203H133V205H132V203H131V201ZM140 203V202H142L143 201V206L141 205V204H139V203H137V201ZM148 200H153L152 201V203H148L149 201ZM162 200V201H161ZM187 200V201H186ZM209 200V201H208ZM223 200V201H222ZM225 200V201H224ZM230 200V201H229ZM232 200H233V203H232ZM37 201H39V202H37ZM47 202V204H45V203H42V202ZM65 203V205L63 204V207L65 206H67L66 207V209H67V211H66V209H64L63 207H61L62 206V203L63 202ZM82 201V202H81ZM91 201V202H90ZM221 201V202H220ZM227 201V202H226ZM243 201V202H242ZM48 202H50V203H48ZM69 202H71V204H75L76 206L78 205V209L80 210L81 208L84 210H78L77 208H75V207H72V206H74V204L73 205H70V203ZM82 203L80 206H81V208H79L80 206H79V204H76V203ZM89 202H90V204H89ZM128 202V203H127ZM129 202H130V204H129ZM154 202V203H153ZM163 203V204H161V203ZM206 202H208V203H206ZM210 202V203H209ZM234 202H236V203H234ZM39 203V204H38ZM42 203V204H41ZM83 203H85V204H83ZM89 205H88V204ZM149 204V206H148V204ZM165 203V204H164ZM189 203V204H188ZM38 206H37V205ZM58 204V205H57ZM87 204V205H86ZM228 204V203H227ZM56 205V206H55ZM69 205L71 206L70 208H72V210H73V212L74 211H76L77 213H73L72 211H70V213L68 212V210H71V209H69ZM130 205V206H129ZM139 205H141V206H139ZM145 205H147L149 208H147V209H150L149 210V213L147 214L146 212L142 215L139 211H142L143 212V210H147L146 209V207H144ZM153 205V206H152ZM155 205H156V207H161L162 209L164 208L163 206H165V208L166 209H170L171 211V213L170 212H168L167 210H166V213H165V208L162 210L161 208H156L155 207ZM163 205V206H162ZM189 205V206H188ZM232 205V206H231ZM245 205H246V207L249 209L250 208V210H251V214L249 213V215H248V213H247V211H248V209H246V207H245ZM39 206H42L41 208L39 207ZM83 206H87L86 208H83ZM94 206V205H93ZM132 206V207H131ZM169 206V207H168ZM185 206V207H184ZM220 206H222V204L220 205ZM234 206V207H233ZM39 209H42V212H41V210H39ZM46 207V208H45ZM51 207V208H50ZM57 207H58V209H57ZM191 207V208H190ZM240 207V208H239ZM244 207V208H243ZM63 208V209H62ZM92 208V209H91ZM145 208V209H144ZM152 208V209H151ZM55 209H57V210H55ZM61 209V210H60ZM138 209V210H137ZM156 209H158L157 211L159 212H157L156 211ZM173 209V210H172ZM185 209V210H184ZM37 210L39 211V212H37ZM50 210V211H49ZM52 210H53V212H52ZM78 210V211H77ZM87 212H86V211ZM160 210V211H159ZM193 210H194V208H193ZM238 210V211H239ZM60 212V213H63V214H60L59 216H60V219H59V216H58V214H57V212ZM148 211V210H147ZM153 211V212H152ZM155 211V212H154ZM162 211V212H161ZM173 211H174V213H173ZM44 212L46 213V214H44ZM49 212V213H48ZM50 212H51V215H52V218L53 217H55V216H57V217H55L56 218V220L54 221V219L55 218H48V220H47V218H46V215H50ZM81 214H80V213ZM126 212L124 213V215H126ZM140 213V214H137V213ZM168 212V213H167ZM261 212V213H260ZM66 213V214H65ZM70 214L69 216H68V214ZM73 213V214H72ZM91 213H93V214H91ZM154 213V214H153ZM156 213V214H155ZM173 213V214H172ZM252 213H254L253 214V216H252ZM256 213H257V215L258 216H256ZM39 214V215H38ZM55 214V215H54ZM84 214V215H83ZM128 214L126 215V217H128V218H130L129 216H128ZM145 214H147L146 216H145ZM152 214V215H151ZM48 215V216H49ZM66 215H67V217H66ZM73 215H75V216H77V217H75V216H72ZM80 215H81V218H80ZM83 215V216H82ZM149 215H151V216H149ZM159 215V216H158ZM163 216V217H160V216ZM168 215V216H167ZM171 215V216H170ZM247 215V216H246ZM251 215V216H250ZM44 216V217H43ZM145 216V217H144ZM153 216H154V218H153ZM173 216V217H172ZM176 216V217H175ZM244 216H245V218H244ZM255 216V217H254ZM51 217V216H50ZM63 217H65V219L67 218V220L66 221H64V219H63ZM72 217V218H71ZM77 218V219H75V218ZM147 217H149V219L147 218ZM151 217V218H150ZM165 217H167V219H165ZM250 217V218H249ZM46 220H45V219ZM71 218V219H70ZM127 218V219H128ZM141 218H143V219H141ZM148 220H147V219ZM156 218H158L159 220H157ZM243 218V219H242ZM261 218V219H260ZM26 221H25V220ZM43 219V220H42ZM73 219H75V220H73ZM86 219V220H85ZM138 219V220H137ZM141 219V220H140ZM147 220V222L149 221H151L152 220V222H154L155 224H156V227L157 228H155L154 226H155V224H152V223H148L147 224V222H146V220ZM155 219V220H154ZM163 219V220H162ZM175 219V220H174ZM248 219V220H247ZM257 219V221H258V223H257V221L255 222V220ZM45 220V221H44ZM51 220V221H50ZM61 220V221H60ZM69 220H72L71 222H69ZM134 220V221H133ZM140 220V221H139ZM145 220V221H144ZM162 220V221H161ZM168 220V221H167ZM218 220V219H217ZM250 220V221H249ZM260 220H261V222H260ZM24 221V222H23ZM48 221H50V222H54L53 224L52 223H50V222H48ZM57 221H59V222H57ZM75 221H77V223L75 222ZM83 221V222H82ZM131 221V222H130ZM156 221V222H155ZM252 221L254 222V223H252ZM24 224H23V223ZM26 222L28 223V224H26ZM75 222V223H74ZM78 222H80V223H78ZM140 222H142L141 224H142V226L143 225H145L146 226V228H145V226H141L140 225ZM165 222V223H164ZM21 223H22V225H21ZM44 223H46V225H45V227H47V224H48V226L49 227H47V229L49 230V233L47 232V229L46 228H43L44 227ZM63 223V224H62ZM65 223V224H64ZM71 223L73 224L72 226L75 228V229H78L77 231L76 230H73L72 228H71ZM134 223V224H133ZM137 223H139V225L137 226ZM246 223V224H245ZM256 223H257V225H256ZM260 223V224H259ZM29 224H33L32 225V228H34V226H35V230H34V232H32L33 230L31 229V226L29 225ZM51 224H52V226H53V228H52V226H51ZM68 224H69V226L70 227H68ZM78 224V225H77ZM147 224V225H146ZM262 224V228H263V230H264V225ZM27 225H29L28 227H27ZM43 226V227H40V226ZM61 225V226H60ZM89 225V226H88ZM154 225V226H153ZM248 225V228L246 227ZM254 225H256V226H258L259 225V228H260V230H259V228L257 227V231H259L258 233L259 234H257V232L256 233H254V231H256L254 228H256ZM59 226H60V229H59ZM65 226V227H64ZM85 226H88V227H85ZM134 226V227H133ZM153 227V228H155V229H153L152 228V230L155 232H153L152 234H151V231H149L151 228H149V227ZM162 226H163V228H162ZM30 227V228H29ZM43 228V229H40V228ZM78 227V228H77ZM138 227V228H137ZM141 227H142V229H141ZM253 227V228H252ZM62 228V229H61ZM65 228V229H64ZM69 230H68V229ZM243 228H244V230H243ZM247 228V229H246ZM46 231H45V230ZM70 229H72L71 231H70ZM88 229V230H87ZM137 229H139V230H137ZM213 229H215V227L213 228ZM223 229H224V227H223ZM247 230V232H243V231H246ZM249 229V230H248ZM5 230V231H4ZM44 230V231H43ZM54 230V231H53ZM60 230V231H59ZM68 230V231H67ZM142 230V231H141ZM2 231L3 232H5V234H3L2 233ZM42 231H43V233H42ZM50 231H53V232H50ZM57 233H56V232ZM59 231V232H58ZM140 231V232H139ZM144 231H146V232H144ZM45 232V233H44ZM47 232V233H46ZM68 232V235L66 234V233ZM69 232H71V234L69 233ZM78 232H80V233H78ZM89 233L88 235H86L85 233ZM144 232V233H143ZM20 234V236H19V234ZM55 233H56V235H55ZM75 233V234H74ZM84 233V234H83ZM136 233V232H135ZM226 233V234H225ZM244 233V234H243ZM3 235V237H2V235ZM34 234V235H33ZM45 234V235H44ZM58 234H61V235H64V234H66L65 236H61V235H58ZM76 234H80L79 235V238H81V239H79L78 238V235L76 236ZM242 234V235H241ZM256 234V235H255ZM5 235V236H4ZM9 235H10V237H9ZM19 236V237H17V236ZM47 235V236H46ZM50 235V236H49ZM51 235H52V237L54 238V239H52L51 238ZM72 235H75V237L74 236H72ZM228 237H227V236ZM244 235H247L246 236V238H244ZM258 235V236H257ZM25 236V237H27V239L25 240V237L23 238V237ZM33 236V237H32ZM36 236H38V238L36 237ZM61 236V237H60ZM70 236H72L73 238V240L75 241H72V239H70ZM96 236V237H95ZM242 236V238H240ZM257 236V237H256ZM5 237V238H4ZM7 237V238H6ZM14 237V238H13ZM84 237V238H83ZM86 237V238H85ZM95 237V238H94ZM224 237H225V239H224ZM227 237V238H226ZM11 238V239H10ZM12 238H13V240H12ZM17 238L19 239V240H17ZM34 238V239H33ZM58 238V240H55V239H57ZM64 238V239H63ZM65 238H68V240H69V242H68V240L66 241L65 240ZM75 238V239H74ZM228 238H229V240H228ZM31 239V240H30ZM35 239L37 240L36 242H35ZM50 239H52V240H50ZM78 239V240H77ZM160 239V238H159ZM223 239V240H222ZM234 239V240H233ZM263 239V240H262ZM4 240V241H3ZM5 240H6V243H5ZM10 240H12V241H10ZM24 240L26 241V242H24ZM27 240H28V242H27ZM34 240V242L36 243L35 245L32 243V241ZM38 240H39V243H41L42 245L40 246V244L38 243ZM48 240H50V242H52L53 240V242L51 243V245L50 244H48V243H50V242H48ZM76 240H77V243H76ZM79 240H83L82 242L81 241H79ZM254 240V241H253ZM30 241V242H29ZM63 241V242H62ZM66 241V242H65ZM81 242V243H79V242ZM85 241H86V243H85ZM88 241V242H87ZM97 241V242H96ZM186 241V240H185ZM188 241L189 240H187V242L185 243V242H183L182 241V243L181 242H179L178 243V241H172V242H170V243H168V244H170V245H168L167 244V247H164V249H162L161 250V252H160V255H161V258H160V263L162 264H166V263H164V260L162 261V259H163V256H164V258H165V255H166V253H164L166 250H167V248H168V250L166 251V252H173L172 254H176L178 257H179V255L181 256L182 255V253H180V251H182V249H185V248H187V245L186 244H188V246H191L190 244H191V242H190V244L188 243ZM190 241H192V240H190ZM234 241V242H233ZM246 241V242H245ZM57 242H60V244L62 245H59V243L57 244ZM65 242V244H62V243H64ZM72 242V243H71ZM226 242V243H225ZM229 242V243H228ZM232 242V243H231ZM243 242H245V243H247L245 246H246V248H245V246H243ZM5 243V244H4ZM9 243V244H8ZM12 243V244H11ZM21 243V244H20ZM69 243H71V244H73V246L70 244L69 245ZM75 243H76V245H79L80 247H83L82 249L80 248V252H81V254H80V252L79 251H77L79 248H77V247H74V245H75ZM193 244H194V242H192ZM244 243V244H245ZM3 244V245H2ZM6 244H8V245H6ZM19 244L21 245V246H19ZM25 244V245H24ZM37 244H39V245H37ZM52 244H54L53 246H61V248H63V249H61L60 247L58 248V247H56L57 249H55L53 246H52ZM84 244H86L87 245V247L85 248V246H84ZM172 244L174 245V244H176V247H173L172 246ZM182 244V246H180L181 248L179 249L178 247H179V245H181ZM186 245V247H185V245ZM192 244V245H193ZM47 245H49V246H47ZM67 246L68 248H69V250L67 249V247H66V250H65V248L63 247V246ZM91 247H89V246ZM228 245V246H227ZM233 245H234V247H233ZM248 245V246H247ZM10 246H12V248L10 247ZM39 246V247H38ZM52 246V247H51ZM175 246V245H174ZM232 246V248L230 249V247ZM6 247V248H5ZM26 249H25V248ZM29 247H31V248H29ZM32 247H34V249H37V250H35L34 251V249L32 248ZM41 247V248H40ZM46 247H49V248H46ZM51 247V248H50ZM156 247V248H157ZM185 247V248H184ZM241 247L243 248V249H245L244 250V252L245 253H247V254H245L244 253V257L241 255ZM254 247V248H253ZM5 248V249H4ZM77 248V249H76ZM92 249V250H90V249ZM110 248H111V250H110ZM169 248H170V250H169ZM172 248H173V250H172ZM211 247H207V250L208 249H210ZM228 248V249H227ZM251 248V249H250ZM9 251H7V250ZM12 251V253H11V251ZM15 249H17L18 251H16ZM33 249V250H32ZM40 249V250H39ZM47 249H48V252L49 253H47ZM50 249H52V250H50ZM75 249H76V251H75ZM84 249V250H83ZM85 249H88V250H85ZM166 249V250H165ZM230 249V250H229ZM39 250V251H38ZM44 250V252H42ZM68 250V251H67ZM98 250V251H97ZM178 250H180V251H178ZM15 251H16V253H15ZM23 251H25V252H23ZM36 252L38 255H40V256H36V253L34 254V252ZM54 251H56L55 253H54ZM72 251H73V254H72ZM87 252V254L88 253H91V255H92V257H91V255L89 254L88 256H87V254H85V253H83V252ZM91 251V252H90ZM94 251L95 252H99V253H94ZM125 252H127V258L129 259L130 258V260H131V262H130V264H139V259L137 260V256L133 253V252H131V253H128L129 251L128 250H124ZM184 251V250H183ZM182 251V252H183ZM227 251V252H226ZM230 251V252H229ZM232 251H234V252H232ZM29 252H33L32 254L31 253H29ZM62 252V253H61ZM65 252V253H64ZM115 252H117V253H115ZM178 252H179V254H178ZM255 252H257L256 254H255ZM4 253H9V254H4ZM13 253H15V254H13ZM41 253V254H40ZM54 253V254H53ZM58 253V255H57V257H56V255L55 254H57ZM69 253V254H68ZM75 253V254H74ZM78 253H79V255H78ZM51 254V255H50ZM61 254V258H59L60 255ZM84 254V255H83ZM97 254V255H96ZM100 254L101 255H103L102 256V258L103 259H100ZM105 254V255H104ZM114 254V255H113ZM130 254V255H129ZM6 255V256H5ZM15 255V256H14ZM44 257H43V256ZM54 255V256H53ZM62 255H65V256H63V258H62ZM71 256V255H73V256H71L72 257V259H70L71 257H67V256ZM82 255V256H81ZM86 255V256H85ZM94 255V256H93ZM106 255H108V256H110V259L112 258H114L113 260H110V259H108V256H106ZM115 255H118V256H115ZM176 255H174V256H176ZM255 255V256H254ZM33 256V257H32ZM59 256V257H58ZM78 256H80V257H78ZM84 256V257H83ZM91 257V259L90 258H85V257ZM116 258H115V257ZM131 256V257H130ZM29 257H31V258H29ZM36 257V259H34ZM49 258V260H48V258ZM94 257V258H93ZM99 257V258H98ZM107 257V258H106ZM243 257V258H242ZM252 259H254V260H251V258ZM5 258V259H4ZM37 258H39V259H37ZM51 258V259H50ZM66 258H68V259H70V261H67L68 259H66ZM74 258H77V259H74ZM85 258V259H84ZM96 258V259H95ZM106 258V260H104ZM119 258V259H118ZM208 258V257H207ZM259 258V259H258ZM14 259L16 260V262L14 261ZM28 259L30 260V261H28ZM54 259V260H53ZM62 259V260H61ZM66 259V260H65ZM82 259H84V260H82ZM88 259H89V261H88ZM92 259H95V260H92ZM123 259V258H122ZM246 259V260H245ZM257 259V260H256ZM13 260V261H12ZM39 260V261H38ZM42 260H47L46 262H48V263H46V262H42ZM53 260V261H52ZM56 260H58V261H56ZM71 260H72V262H71ZM76 260V261H75ZM80 260H82V263L80 262ZM124 260V259H123ZM244 260V261H243ZM247 260H249V261H251V262H249V261H247ZM263 260V261H262ZM83 261H88L87 263L86 262H83ZM103 261V262H102ZM257 261V262H256ZM35 262V263H34ZM53 262V263H52ZM138 262V263H137ZM159 263V264H160ZM114 264H116V262H114ZM122 264H129L128 263V261L126 260V261H124V263L122 262ZM144 264H146V263H144Z\"/></svg>",
    "mask_w": 264,
    "mask_h": 264
},
{
    "label": "bare ground",
    "instance_id": "6f19581e",
    "mask_svg": "<svg viewBox=\"0 0 264 264\" xmlns=\"http://www.w3.org/2000/svg\"><path fill=\"white\" fill-rule=\"evenodd\" d=\"M8 1V0H7ZM12 0H10L9 2H6V11H8V7H9V4H11L12 2H11ZM79 1V0H78ZM91 1V0H90ZM96 1V0H95ZM103 1V0H102ZM232 1H234V0H232ZM261 2H262V0H260ZM72 2H74V1H72ZM83 2H85V4H86V2L87 1H83ZM210 2H215V5H216V7L215 8H213L212 9V7H211V9L210 8H204V6H206V4H208V3H210ZM29 3V2H28ZM87 3H93V2H87ZM97 3V2H96ZM96 3H94V4H96ZM99 3H101V2H99ZM245 5H246V3L245 2H243ZM15 4V3H14ZM0 5H2V3L0 4ZM74 5V4H73ZM101 5V4H100ZM99 5V6H100ZM5 6V5H4ZM3 5H2V7H4ZM88 6H89V4H88ZM134 6V5H133ZM143 6V5H142ZM17 7V6H16ZM91 7H92V4H91ZM94 7V6H93ZM101 7H103V6H101ZM246 7H247V5H246ZM249 7V6H248ZM247 7V8H248ZM12 8V7H11ZM14 8V7H13ZM27 8V7H26ZM98 8V7H97ZM3 9H5V8H3ZM22 9H23V7H22ZM259 9V8H258ZM262 9V8H261ZM19 10V9H18ZM42 10V9H41ZM40 10V11H41ZM62 10V9H61ZM60 10V11H61ZM241 10V14H240V11ZM15 11V10H14ZM17 11V10H16ZM114 12H115V10H113ZM220 11L222 12V11H224L225 13H227L228 14V20H230L229 22H230V24H239V26H241V27H244L243 25H244V22H246L245 20H247V17H249V15H250V17L252 16V14L250 13H248L247 14V16L244 14L245 12H246V10H245V8L244 7H242V3H241V0H237L236 2H235V4H233V3H225V2H223L222 0H149L148 1V8H147V15L152 19V20H154V21H157V20H160V22H159V24H164V26H163V28L165 29V31L164 32H166L167 33V38L165 39V42H163V43H160L158 46H152V45H148V44H146L144 41H141L140 39H138L137 37H135V36H133L132 34L131 35H126V34H120L114 41H108V42H106V43H102L101 45L103 46V48L106 50V52L103 50H99V49H91V50H89L88 51V54H89V59H88V61H87V59H85L84 60V62H83V65L84 64H87V62H88V64L89 65H91V66H89V65H85L86 67H96V68H103V67H105V69H106V73L104 74V75H106L107 74V72L109 71V72H111V74H107L105 77L108 79L107 81H111V83L113 82V91H112V93H113V95H115V96H113L114 97V99H117V101L119 102V103H117L118 105H120L119 106V108L120 107H122V109H124L125 111H127V113H130L131 115H134L135 116V118L133 117L132 119H131V117H130V119L128 120V121H126L124 124H122L121 122H119V121H113V122H111L110 124H107V123H105V122H100L99 124H95V130L94 129H90V130H94L95 132L93 133L94 135H95V133H96V137L97 138H99L100 139V141H102V143L104 144V146L106 145L107 147H112V146H116V148L118 149V150H121L122 152H123V155L122 156H114L112 159V161H113V163L112 164H114V171L116 172V173H114V175L115 174H117V176L118 175H120V173H121V175H122V172H121V170L123 171V166L125 165V163L127 162V160H128V158H129V156L131 155V154H134V155H139V153L140 152H142V151H144V150H146V149H149L150 147H154V146H156L157 145V143H161V141H163V139H165L164 137H165V135L167 134V133H170L171 131H173L174 129H176L177 131H178V129L179 130H181V131H183V130H187V131H189L190 133H192L193 135H197V134H199V133H202V132H208V133H211V134H214L215 136H216V133H214V132H221V131H227L228 129H230L231 130V132H232V126H234L233 124H234V122H232L231 121V119H233V118H231L230 119V121L231 122H229V120H227L226 121V119L227 118H229L232 114H231V112H233V115L234 114H236V115H238V117L239 118H237V120L236 119H234V120H236L237 121V123L239 122V120L241 121V122H243L244 124H246L247 126H249V124L251 123V124H253V122H254V113H253V111H255V106L256 105H258L259 107H264V95H260V94H255V91L253 90V82L252 81H250V79L249 78H246V76L245 77H243L242 76V70H241V66L239 65V64H236L237 62H238V60L237 61H235L236 63H234V61L232 62V63H234L235 65H230V64H228V63H226L227 61H223V59L222 58H220V57H218V56H216V54H215V52L213 51V49L211 50V49H209V48H207L206 47V45H204L203 43H205V42H201L197 37H196V34H195V32H194V24H222V16L220 15ZM22 12V11H21ZM89 12V11H88ZM107 12H109V11H107ZM16 13H18V11L16 12ZM15 13V14H16ZM25 13H26V11H25ZM111 13L112 12H110V15H111ZM115 13H117V12H115ZM238 13L240 14V15H238ZM39 14H40V12H39ZM67 14V13H66ZM87 13H85V15H86ZM91 14H92V11H91ZM259 14V13H258ZM261 14V13H260ZM94 15V14H93ZM262 15V14H261ZM34 16H36V15H34ZM51 16V15H50ZM234 16H236V17H234ZM263 16V15H262ZM2 17H4V16H2ZM38 17V16H37ZM36 17V18H37ZM44 17V16H43ZM115 17V20L117 19L116 18V16H114ZM258 17V16H257ZM35 18V19H36ZM11 19V18H10ZM35 19H33V20H35ZM76 19H78V17H76ZM93 19V18H92ZM104 19V18H103ZM248 19H250V18H248ZM258 19H259V17H258ZM263 19V18H262ZM50 20H52V19H50ZM142 20V19H141ZM264 20V19H263ZM263 20H262V23H263ZM12 21V20H11ZM36 21V20H35ZM111 21V20H110ZM76 22V21H75ZM111 22H113V21H111ZM148 22V21H147ZM228 22V21H227ZM248 23H249V20L247 21ZM71 23V22H70ZM94 23V22H93ZM25 23H23L22 25H24ZM36 24V23H35ZM39 24V23H38ZM59 24V23H58ZM158 24V25H159ZM230 24H229V26H230ZM9 25V24H8ZM21 25V26H22ZM30 25H32V24H30ZM55 25H57V24H55ZM60 25H62V26H64L63 24H61L60 23ZM263 25V24H262ZM25 26H27V25H24V29L26 30L27 28L25 27ZM46 26V25H45ZM58 26V25H57ZM101 26H103L102 24H101ZM105 26V25H104ZM125 25H123V27H124ZM127 26V25H126ZM215 26V25H214ZM213 26V27H214ZM28 27V26H27ZM34 27V26H33ZM50 27H52V26H50ZM49 27V28H50ZM65 27H66V25H65ZM160 27V26H159ZM198 27V26H197ZM203 27V26H202ZM207 27V26H206ZM226 26L224 25V28H225ZM231 27H233V26H231ZM235 27V26H234ZM233 27V28H234ZM15 28V27H14ZM17 28V27H16ZM15 28V29H16ZM31 28V27H30ZM36 28V27H35ZM47 28H48V26H47ZM54 28V26L52 27V29ZM60 28V27H59ZM68 28V27H67ZM126 28V27H125ZM133 28V27H132ZM218 28V27H217ZM222 28V27H221ZM229 28V27H228ZM22 29V28H21ZM28 29H29V27H28ZM55 29L57 30V27H55ZM127 29H129V27H127ZM232 29V28H231ZM236 29V28H235ZM17 30V29H16ZM20 30V29H19ZM18 30V31H19ZM51 30V29H50ZM49 30V31H50ZM54 30V29H53ZM101 30V29H100ZM119 30H120V28H119ZM198 31H200L199 30V27H198V29H197ZM214 30H217V29H214ZM219 30V29H218ZM15 31V30H14ZM21 31H23V30H21ZM29 31V30H28ZM31 31V30H30ZM68 31V30H67ZM198 31H197V33H198ZM213 31V30H212ZM226 31V30H225ZM249 31V30H248ZM20 32V31H19ZM40 32V31H39ZM38 32V35L36 36V38H35V40H34V43H32V46H31V48H30V50L28 51V53H27V55H28V59L29 60H31V59H33V60H44V61H46V62H48V63H51L54 59V56L56 55V51H57V47H59V41H58V39H57V37L54 35V33H51V32H40L39 33ZM58 32V31H57ZM97 32V31H96ZM157 32V31H156ZM227 32V31H226ZM251 32V31H250ZM13 33H15V32H13ZM17 33V32H16ZM23 33V32H22ZM24 33H25V31H24ZM70 33H74V32H71L70 31ZM117 33V32H116ZM159 33V32H158ZM202 33V32H201ZM206 33H207V31H206ZM214 32H212V34H213ZM221 33V32H220ZM228 33V32H227ZM58 34V33H57ZM162 34H163V32H162ZM205 34V33H204ZM5 35V34H4ZM8 35H10L9 33H8ZM23 35V34H22ZM117 35V34H116ZM215 35V34H214ZM257 35H259V34H257ZM6 37V39H7V35H5ZM20 36V35H19ZM33 36H35V34L33 35ZM221 36V35H220ZM225 36V35H224ZM235 36V35H234ZM250 36V34H247V37H249ZM23 37V36H22ZM26 37V36H25ZM65 37H66V34H65ZM160 37H161V35H160ZM222 37V36H221ZM231 37V36H230ZM261 37V36H260ZM260 37H258V39L260 38ZM10 38V37H9ZM24 38V37H23ZM32 38V37H31ZM96 38V37H95ZM105 38H107V37H105ZM165 38V37H164ZM234 38V37H233ZM252 38H253V36H252ZM1 39H2V37H1ZM20 39H22V38H20ZM33 39V38H32ZM65 39V38H64ZM68 39H70L69 37H68ZM211 39V38H210ZM219 39V38H218ZM255 39H257V37L255 38ZM258 39H257V42H258ZM260 39H262V37L260 38ZM259 39V40H260ZM264 39V38H263ZM102 40H104V39H102ZM107 40H108V38H107ZM236 40V39H235ZM7 41V40H6ZM91 41H93V40H91ZM163 41V40H162ZM231 41V40H230ZM8 42H10V40L8 41ZM11 42H12V40H11ZM89 42V41H88ZM221 42H222V40H221ZM228 42V41H227ZM232 42H233V40H232ZM235 42V41H234ZM236 42H237V40H236ZM90 43V42H89ZM208 43H211V42H208ZM214 43V42H213ZM222 43H225L224 41L222 42ZM246 43V42H245ZM15 43H12V45H14ZM20 44H22L21 42H20ZM24 44V43H23ZM22 44V45H23ZM70 44V43H69ZM226 44V43H225ZM234 44V43H233ZM236 44V43H235ZM8 45V44H7ZM11 45V46H12ZM18 45H19V43H18ZM18 45H17V47H18ZM22 45H20V46H22ZM30 45V44H29ZM100 45V46H101ZM218 45V44H217ZM262 45H264V44H262ZM4 46V45H3ZM15 46V45H14ZM24 47H25V45H23ZM22 46V47H23ZM91 46H93V44L91 45ZM211 46H212V43H211ZM234 46V45H233ZM259 46V45H258ZM257 44L255 45V47H253L252 48V51L251 52H249L248 54H245L244 56H245V58H248V59H251V60H253V61H256V60H260V59H264V53H262L259 49H257ZM16 47V46H15ZM72 47V46H71ZM26 48V47H25ZM61 48H63L61 45H60V49ZM75 48H77V47H75ZM218 48V47H217ZM229 48H230V46H229ZM4 49H5V47H4ZM72 49H74L73 47H72ZM221 49V48H220ZM250 49H251V47H250ZM249 49V50H250ZM13 50H15V49H13ZM74 50H76V49H74ZM225 50V49H224ZM13 52V51H12ZM11 52V53H12ZM15 52H16V50H15ZM222 52V51H221ZM244 51H242V53H243ZM11 53H10V55H11ZM20 53H24V52H20ZM57 53H59V52H57ZM60 53H61V51H60ZM236 53V52H235ZM62 54V53H61ZM80 54V53H79ZM221 54V53H220ZM9 55V56H10ZM14 55V54H13ZM20 55H22V54H20ZM20 55H18V57L20 56ZM63 55V54H62ZM61 55V56H62ZM81 55V54H80ZM233 55H235L234 54V52H233ZM74 56V55H73ZM15 57H17V56H15ZM14 57V60L16 59ZM63 57V56H62ZM66 56H64V58H65ZM75 57V56H74ZM73 57V58H74ZM96 57H99L100 59H101V62L99 61H97V59H96ZM239 57V56H238ZM1 58V57H0ZM13 58V57H12ZM76 58V57H75ZM82 58V57H81ZM227 58V57H226ZM11 59V58H10ZM237 59V58H236ZM9 60V59H8ZM11 60H13V59H11ZM17 60V59H16ZM83 60V59H82ZM0 61H1V59H0ZM56 61H57V59H56ZM81 61V60H80ZM10 62V61H9ZM8 62V63H9ZM252 62V61H251ZM36 63V62H35ZM243 63V62H242ZM39 64V67H40V63H38ZM246 64V63H245ZM248 64V63H247ZM8 65V64H7ZM35 65V64H34ZM2 66V65H1ZM15 66V65H14ZM82 66V65H81ZM85 66H82L83 68H85ZM245 66V65H244ZM254 66V65H253ZM6 67V66H5ZM19 67V66H18ZM22 67L25 69V67H24V65H22ZM31 67V66H30ZM69 67V66H68ZM74 67V66H73ZM251 66H249V68H250ZM257 67V66H256ZM41 68V67H40ZM48 68V67H47ZM75 69H76V67H74ZM73 68V69H74ZM77 68H79V67H77ZM243 68V67H242ZM245 68V67H244ZM252 68V67H251ZM22 69V68H21ZM68 69H70V67L68 68ZM67 69V70H68ZM72 69V70H73ZM86 69V68H85ZM14 71H17V70H15V69H13ZM38 70V69H37ZM52 70V69H51ZM50 70V71H51ZM65 70H66V68H65ZM66 70V71H67ZM76 70H78L79 71V69H76ZM75 70V71H76ZM257 70V69H256ZM55 71V70H54ZM74 71V70H73ZM75 71H74V73H75ZM77 71V72H78ZM80 71H81V69H80ZM84 71V70H83ZM255 71V70H254ZM262 71V70H261ZM11 72V71H10ZM24 72V71H23ZM26 72V71H25ZM57 72V71H56ZM68 72H70L71 73V70L70 71H68ZM90 72V71H89ZM89 72H88V74H89ZM108 72V73H109ZM119 73V79L117 80L116 78L114 79V74L115 73ZM13 73V72H12ZM18 73H19V71H18ZM30 72H28V75H27V73H26V75L27 76H31L30 74H29ZM52 73V72H51ZM59 73V72H58ZM166 73H169L170 75H168V74H166ZM16 74V73H15ZM21 74V73H20ZM54 74H55V72H54ZM65 74V73H64ZM66 74H69V73H66ZM65 74V75H66ZM92 74V73H91ZM13 75V74H12ZM18 75V74H17ZM23 74H21V76H22ZM59 75V74H58ZM100 75V74H99ZM257 75V74H256ZM16 76V75H15ZM48 76V75H47ZM57 76V75H56ZM69 76V75H68ZM72 76V75H71ZM171 77L172 78V80H173V88H171V91H170V93H168L167 94V96L164 94V91L166 90L167 91V88H169V86H168V81H170L169 80V78L168 77ZM251 77L253 76V75H250ZM18 77H20V76H18ZM33 77H36V75H34V73H33ZM54 77V76H53ZM65 77V76H64ZM67 77V76H66ZM65 77V78H66ZM105 77H103V78H105ZM2 78V77H1ZM7 78L8 77H6V80H7ZM15 78V77H14ZM13 78V79H14ZM17 78V77H16ZM23 78V77H22ZM21 78V79H22ZM26 78V77H25ZM37 79H38V77H36ZM35 78V79H36ZM49 78V77H48ZM57 77H55V79H56ZM253 78V77H252ZM18 79V78H17ZM24 79V78H23ZM27 79V78H26ZM29 79V78H28ZM26 80V81H29V80ZM43 79V78H42ZM53 79V78H52ZM52 79H51V82H52ZM70 79H72V78H70ZM2 80V79H1ZM3 80H4V77H3ZM34 80V79H33ZM45 80V79H44ZM50 80V79H49ZM57 80V79H56ZM55 80V81H56ZM67 80H69V79H67ZM66 80V81H67ZM86 80V79H85ZM102 80V79H101ZM35 81V80H34ZM55 81L54 82H52V83H55ZM59 81H60V78H59ZM259 81V80H258ZM3 82H5V81H2V83ZM11 82H14V81H11ZM10 81H9V83H11ZM19 82V81H18ZM39 82V81H38ZM68 82V81H67ZM73 82V81H72ZM24 83V82H23ZM23 83H21L22 84V86L24 87V84ZM26 83V82H25ZM36 83V82H35ZM34 83V84H35ZM44 83L45 84H47V81L45 82L44 81ZM57 83V82H56ZM55 83V86H53V85H51V86H53V87H56V86H58V87H56V89L57 88H59V85L58 84H56ZM59 83V82H58ZM98 83V82H97ZM96 83V84H97ZM37 84V83H36ZM41 84V83H40ZM40 84H38V85H36V86H38V87H43L42 86V84L40 85ZM48 84L50 85L51 83H49V81H48ZM47 84V85H48ZM64 84V83H63ZM264 84V83H263ZM27 85H29L28 83H27ZM27 85H25V86H27ZM40 85V86H39ZM44 85V84H43ZM261 85V84H260ZM12 86V85H11ZM84 86V85H83ZM168 86V87H167ZM15 89H16V87H17V84H15ZM19 87V86H18ZM17 87V88H18ZM30 87V86H29ZM29 87H27V88H29ZM31 87H35V86H31ZM38 87H36V89L38 88ZM94 87V86H93ZM165 87H167L164 91H163V89L165 88ZM13 88V87H12ZM25 88V87H24ZM46 88H47V86H46ZM73 88H75V87H73ZM83 88V87H82ZM85 88V87H84ZM107 88V87H106ZM111 88V87H110ZM35 89V90H36ZM43 89H45V88H43ZM86 89V88H85ZM96 89V88H95ZM255 89V88H254ZM1 90V89H0ZM23 90V89H22ZM30 90H32V95H33V89H30ZM40 91H44V90H41V88L39 89ZM48 89H46V91H47ZM54 90H55V88H54ZM61 90H63L62 88H61ZM86 90H88V89H86ZM2 91V90H1ZM0 91V92H1ZM14 92H15V90H13ZM18 91H19V88H18ZM25 91V90H24ZM27 91V90H26ZM25 91V92H26ZM39 91V92H40ZM68 91V90H67ZM28 92V91H27ZM37 92V91H36ZM41 92V93H42ZM65 92V90L62 92V93H64ZM73 92V91H72ZM16 93V92H15ZM21 93V92H20ZM20 93H19V96H20ZM29 93V92H28ZM29 93V94H30ZM94 92L92 91V93L90 92V94H92V95H94L93 94ZM98 93V92H97ZM12 94V93H11ZM29 94H27L28 96H29ZM57 94V93H56ZM89 94V93H88ZM16 95V94H15ZM14 95V96H15ZM21 95H22V93H21ZM26 95V94H25ZM24 95V96H25ZM36 95V94H35ZM44 95V94H43ZM43 95H41L40 94V96H41V98L43 99L44 97H42ZM47 95V94H46ZM76 95V94H75ZM87 94H85V96H86ZM49 96V95H48ZM77 96V95H76ZM78 96H79V94H78ZM88 96V95H87ZM89 96H91V95H89ZM96 96V95H95ZM95 96H94V98H95ZM21 97V96H20ZM26 97V96H25ZM35 98L37 97V96H34ZM47 97V96H46ZM45 97V98H46ZM52 97H53V95H52ZM168 98L171 102L170 103H172V106H166V105H164V103H163V100H164V98ZM8 98H10V97H8ZM15 98V97H14ZM21 98H23V96L21 97ZM47 98H50V96L49 97H47ZM46 98V99H47ZM91 98V97H90ZM4 99H5V94H4ZM11 99V98H10ZM25 99V98H24ZM29 99V98H28ZM27 99V100H28ZM33 99V98H32ZM38 99H40V98H37V99H34V100H37L38 101ZM72 99H73V97H72ZM98 99H100V97L98 98ZM97 99V100H98ZM18 100V99H17ZM23 100V99H22ZM26 100V101H27ZM30 100V99H29ZM33 100V101H34ZM81 100H83V99H81ZM90 100V99H89ZM5 101V100H4ZM8 101H11V100H8ZM33 101H31V103H30V105L32 104V102ZM37 101H35V102H37ZM41 101V100H40ZM44 101V100H43ZM62 101H63V103H64V100L62 99ZM84 101V100H83ZM86 101V100H85ZM95 101H96V99H95ZM94 101V102H95ZM2 102V101H1ZM28 102V101H27ZM47 102H48V100H47ZM59 102V101H58ZM57 102V103H58ZM72 102V101H71ZM98 102H99V104L101 103L99 100H98ZM38 103V102H37ZM41 103H42V101H41ZM49 103V102H48ZM59 103H61V102H59ZM58 103V104H59ZM73 103V102H72ZM88 103V101L87 102H85V104L86 105H91V104H87ZM92 103V102H91ZM2 105H3V103H1ZM7 104V103H6ZM18 104H19V102H18ZM26 104V103H25ZM39 104V103H38ZM38 104L36 105L37 107H38ZM43 104V103H42ZM62 104V103H61ZM95 105H96V103H94ZM102 104H104V103H102ZM101 104V105H102ZM10 105H11V103H10ZM40 105V104H39ZM53 105V104H52ZM57 105V104H56ZM65 105V104H64ZM71 105H74V104H71ZM93 105V104H92ZM98 105V104H97ZM29 106V105H28ZM42 106V105H41ZM40 106V107H41ZM77 106V105H76ZM104 106V105H103ZM5 107H6V105H5ZM8 107V106H7ZM10 107V106H9ZM8 107V108H9ZM16 107V106H15ZM33 107H35V106H33ZM39 107V108H40ZM54 106H52V109H54L53 108ZM56 107H58V105L56 106ZM80 108L82 107V106H79ZM257 107V106H256ZM259 107H257V108H259ZM2 108V107H1ZM22 108H24V107H22ZM26 108V107H25ZM29 108H31L30 106H29ZM60 108H62V107H60ZM79 108V109H80ZM256 108V109H257ZM4 109H6V108H4ZM36 109V108H35ZM51 109V110H52ZM79 109H77V110H79ZM108 109V108H107ZM121 108H120V110H122ZM229 109H230V111H229ZM12 110V109H11ZM13 110H14V108H13ZM12 110V111H13ZM24 110V109H23ZM30 110V109H29ZM34 110V109H33ZM32 110V111H33ZM37 110V109H36ZM45 110V109H44ZM98 110H99V108H98ZM260 110V109H259ZM263 110H264V108H263ZM1 111V113L3 112L2 110H0ZM9 111V110H8ZM31 111V112H32ZM35 111V110H34ZM67 111V110H66ZM66 111H64V113L66 112ZM256 111H258V110H256ZM14 113L16 112V111H13ZM37 112V111H36ZM54 112H56V109L54 110ZM261 112H263V111H261ZM4 113V112H3ZM12 113V112H11ZM34 113V112H33ZM44 113V112H43ZM57 113V112H56ZM69 113H71V112H67L66 113V115L68 116L69 115ZM83 113H88V112H83ZM126 113V112H125ZM126 113V114H127ZM13 114V113H12ZM17 114V113H16ZM30 114V113H29ZM39 114V113H38ZM76 114H79L78 112H76ZM258 114H259V112H258ZM260 114H262V113H260ZM260 114H259V116L258 117H260ZM2 115V114H1ZM4 115V114H3ZM5 115H11V114H8V113H6L5 112ZM35 115V114H34ZM33 115V116H34ZM42 116L44 115V114H41ZM47 117H48V115L47 114H45ZM55 115V114H54ZM57 115V114H56ZM71 115V114H70ZM233 115H232V117H233ZM30 116H32L31 114H30ZM32 116V117H33ZM52 116V115H51ZM67 116H64L65 117V119H66V117ZM99 116V115H98ZM262 116H263V118L262 117H260L259 119H260V121H263L264 122V115L262 114ZM13 117V116H12ZM31 117V119H33ZM44 117V116H43ZM47 117H44V118H47ZM62 117V116H61ZM63 117V118H64ZM69 117V119H71L70 117L71 116H68ZM79 117H80V115H79ZM82 117V116H81ZM81 117H80V119L79 120H82L81 119ZM116 117V116H115ZM121 117V116H120ZM120 117H118V118H120ZM235 117V116H234ZM257 117V116H256ZM1 118V117H0ZM4 118V117H3ZM35 118H37L38 119V117H35ZM43 118V119H44ZM51 118V117H50ZM56 118V117H55ZM86 118H88V117H86ZM90 118V117H89ZM6 119H8V117H6ZM13 119V118H12ZM57 119H59V118H57ZM99 119V118H98ZM114 119V118H113ZM258 119V118H257ZM20 120V119H19ZM78 120V118L76 119V121H79ZM105 120V119H104ZM118 120V119H117ZM34 121V120H33ZM32 121V122H33ZM38 121H40V119H38ZM83 121V120H82ZM81 121V122H82ZM257 121H259V120H257ZM6 124H7V122L6 121H4ZM13 122V121H12ZM24 122V121H23ZM31 122V123H32ZM37 122V121H36ZM41 122V121H40ZM51 122V121H50ZM53 122V121H52ZM51 122V123H52ZM56 122V121H55ZM59 122V120H57V123ZM85 122H86V120H85ZM256 122V121H255ZM1 123V122H0ZM11 123V122H10ZM10 123H9V125H10ZM50 123V124H51ZM84 123V122H83ZM237 123H235L236 125L235 126H237ZM41 124H43V123H41ZM46 124H48V123H46ZM239 124V123H238ZM1 125H3V122L1 123ZM24 125V124H23ZM97 125V126H96ZM256 125H257V127L259 128V130H260V133L258 132L257 134L260 136V137H258L257 135V139H253L252 138V136L249 134V132H248V129H246L245 130V132H244V134H245V136H244V134H241V136H243L244 137V141H243V139L240 137V139H242L240 142H244V144H243V149L242 150H240V153H238L239 152V148L237 149V150H235V151H237L236 152V154L238 153V155H237V158H238V160L237 161H240V160H244L246 157H248V156H250L249 158V160H247V158H246V160L248 161V162H251V164L259 171V172H262V173H264V124H260V122H256ZM18 126V125H17ZM20 126V125H19ZM93 126V125H92ZM254 126V125H253ZM9 128H10V126H8ZM25 127V126H24ZM242 127V126H241ZM2 128V127H1ZM0 128V129H1ZM6 128V127H5ZM8 128V129H9ZM19 128V127H18ZM34 128H35V126H34ZM40 128V127H39ZM39 128H37V129H39ZM43 128H45V127H43ZM54 128V127H53ZM58 128V127H57ZM234 128V127H233ZM239 128V133L237 134L236 133V135L237 136H239L240 135V127H237V129ZM243 128V127H242ZM252 128V130H251V132H255V130H257V129H255L254 127H251L250 126V129ZM234 129H236V128H234ZM253 129H254V131H253ZM5 130V129H4ZM10 130V129H9ZM18 130V129H17ZM45 130H47V128H45ZM50 130V129H49ZM60 130V129H59ZM70 130V129H69ZM3 131V130H2ZM32 131H34L33 129L31 130V133H32ZM43 131V130H42ZM58 131V130H57ZM28 132H30V131H27V133ZM43 132H47V131H43ZM90 133H91V131H89ZM234 132V131H233ZM242 133H243V131H241ZM257 132V131H256ZM5 133V132H4ZM30 133V134H31ZM34 133V132H33ZM87 133V132H86ZM38 134V133H37ZM37 134H35V135H37ZM57 134V133H56ZM60 134V133H59ZM62 134V133H61ZM183 134V133H182ZM187 134V133H186ZM224 134V133H223ZM231 134V133H230ZM255 134V133H254ZM254 134H253V136H254ZM22 136H24L25 137V135H23V134H21ZM21 135H19L20 137H21ZM39 135V134H38ZM58 135V134H57ZM56 135V136H57ZM226 135V134H225ZM227 135H229V134H227ZM4 136V135H3ZM41 136V135H40ZM54 134H53V138L54 137H56ZM59 136V135H58ZM171 136V135H170ZM16 137V136H15ZM24 137H22V138H24ZM30 137V136H29ZM28 137V138H29ZM48 137H50V136H48ZM191 137V136H190ZM219 137V136H218ZM223 136L221 135V138H222ZM234 137H235V135H234ZM11 138V137H10ZM38 138H40V137H38ZM51 138V137H50ZM62 138H63V136H62ZM172 138V137H171ZM170 138V139H171ZM184 138V137H183ZM187 138H189V137H187ZM186 138V139H187ZM204 138V137H203ZM220 138V137H219ZM228 138V137H227ZM236 138V137H235ZM235 138H233L232 137V139H234L235 140ZM254 138H256V137H254ZM9 139V138H8ZM8 139H6L7 141H8ZM40 139H43V138H40ZM40 139H39V141H40ZM55 139L56 138H54V141H55ZM168 139V138H167ZM166 139V140H167ZM182 139V138H181ZM229 139V138H228ZM240 139H238V140H240ZM1 141H2V139H0ZM9 140H11V139H9ZM12 140H15V139H13L12 138ZM19 140H20V138H19ZM30 140V139H29ZM45 140V139H44ZM53 140V139H52ZM62 140V139H61ZM60 140V141H61ZM195 140V139H194ZM197 140H198V138H197ZM218 140V139H217ZM222 140V139H221ZM237 140V141H238ZM253 140H255V141H253ZM1 141H0V143H1ZM6 141V142H7ZM33 141H35V140H33ZM36 141H37V138H36ZM38 141V142H39ZM53 141V142H54ZM59 141V140H58ZM180 141V140H179ZM182 141V140H181ZM208 141V140H207ZM214 141V140H213ZM3 142V141H2ZM4 142H5V139H4ZM5 142V143H6ZM9 142V141H8ZM16 142V141H15ZM22 142H23V140H22ZM24 142H26V138H25V140H24ZM23 142V143H24ZM41 142V141H40ZM166 142V141H165ZM168 142V141H167ZM174 143H175V141H173ZM178 142V141H177ZM216 142V141H215ZM214 142V143H215ZM225 142V141H224ZM229 142V141H228ZM17 143L18 144H20V141L18 142L17 141ZM34 143V142H33ZM32 143V144H33ZM59 143V142H58ZM61 143H62V141H61ZM81 143H82V141H81ZM84 143V142H83ZM172 143V142H171ZM180 143V142H179ZM197 143V142H196ZM206 143V142H205ZM204 143V144H205ZM212 143V141L210 142V144ZM230 143V142H229ZM233 143H236L235 141L233 142ZM2 144V143H1ZM11 144H13L12 143V141H11ZM50 144H51V142H50ZM189 145H191L190 143H188ZM226 145H227V143H225ZM232 143H230V145H231ZM240 146H241V148H242V144H240V143H238ZM238 144H237V146H238ZM3 145H4V143H3ZM6 145V144H5ZM31 145V144H30ZM39 145H40V143H39ZM39 145L37 146V147H39ZM42 145V144H41ZM43 145H45V144H43ZM49 145V144H48ZM65 145V144H64ZM67 145V144H66ZM164 145V144H163ZM172 145H174V144H172ZM177 145V144H176ZM181 145V144H180ZM220 145V144H219ZM225 145V146H226ZM230 145H227V146H230ZM12 146V145H11ZM16 147L18 146L17 144L15 145ZM20 146V145H19ZM18 146V147H19ZM22 146H23V144H22ZM29 146V145H28ZM35 146V147H36ZM54 146V145H53ZM58 146H59V144H58ZM85 146V145H84ZM84 146H82V149L84 148ZM91 146H93V145H91ZM91 146L89 147V149L91 148ZM166 146H168V145H166ZM165 146V147H166ZM175 146V145H174ZM214 146H215V144H214ZM223 146V145H222ZM236 146V145H235ZM1 147V146H0ZM6 148H7V145L5 146ZM17 147V148H18ZM33 148H34V145L32 146ZM49 147V146H48ZM47 147V148H48ZM54 147H56V146H54ZM87 147H88V144H87ZM98 147V146H97ZM102 147V146H101ZM157 147V146H156ZM180 147V146H179ZM187 147V146H186ZM188 147H190V146H188ZM205 147V146H204ZM220 147V146H219ZM232 147V146H231ZM230 147V148H231ZM10 147L8 146V150H10V152H11V149L13 148H11V149H9ZM21 148V147H20ZM23 148H25V146H23ZM22 148V149H23ZM30 148H31V146H30ZM46 148V149H47ZM51 148V147H50ZM50 148L48 149L49 151H50ZM65 149V146L63 147V146H61L60 147V149ZM67 148H68V146H67ZM184 148V147H183ZM196 148V147H195ZM195 148H193V149H195ZM228 148V147H227ZM14 149L16 150V148H13V152H16V151H14ZM28 149H29V147H28ZM36 149H38V148H36ZM43 149V148H42ZM63 149V150H64ZM82 149H80V150H82ZM93 149V148H92ZM101 150V148H98V150ZM103 149V148H102ZM170 149H171V147H170ZM179 149H181V148H179ZM193 149H192V152H194L193 151ZM213 149V150H212ZM211 149V151L213 152L214 151V149L215 148H212ZM225 149V148H224ZM0 150H3V149H1L0 148ZM6 150V149H5ZM18 150H19V148H18ZM17 150V151H18ZM34 150V149H33ZM59 150V149H58ZM104 150V149H103ZM111 150V149H110ZM151 150V149H150ZM157 150V148H155V151ZM163 150V149H162ZM207 150L208 149H206V152H207ZM231 150V149H230ZM7 151V150H6ZM60 151V150H59ZM84 151V150H83ZM82 151V152H83ZM91 151H94V150H91ZM90 151V152H91ZM167 151V150H166ZM172 151V150H171ZM222 151V150H221ZM0 152H2V151H0ZM22 152V151H21ZM28 152V156H30L31 155V153L29 152V151H27ZM61 152V151H60ZM85 152V151H84ZM84 152L82 153V154H84ZM99 152H101V151H99ZM97 153V154H100V153ZM103 152V151H102ZM151 152V151H150ZM149 152V153H150ZM153 152H154V149H153ZM153 152H151V154H153ZM191 152V153H192ZM205 152V153H206ZM224 152H226V151H224ZM228 152V151H227ZM232 152V151H231ZM4 153V152H3ZM12 153V152H11ZM16 153H18V152H16ZM16 153H14V155L16 154ZM39 153H40V151H39ZM43 153H44V151H43ZM48 153V152H47ZM58 153V152H57ZM87 153V152H86ZM155 153V152H154ZM159 153V152H158ZM172 153V152H171ZM191 153H189V154H191ZM196 152H194V154L192 153V155H194V157L196 156V154H195ZM214 153V152H213ZM218 153H219V150H218ZM229 153V152H228ZM2 154V153H1ZM5 154V153H4ZM7 154H9V153H7ZM19 154H20V152H19ZM22 155H23V153H21ZM44 154H46V153H44ZM53 154V153H52ZM61 153H59V155H60ZM67 154V153H66ZM89 154V153H88ZM96 154V155H97ZM199 154V153H198ZM197 154V155H198ZM200 154H203V153H200ZM199 154V155H200ZM233 154V153H232ZM232 154H230V155H232ZM13 155V154H12ZM27 155V154H26ZM33 155H35V154H33ZM32 155V156H33ZM47 155V154H46ZM55 155V154H54ZM57 155V154H56ZM64 155V154H63ZM68 155V154H67ZM66 155V156H67ZM91 155V154H90ZM149 155V154H148ZM198 155V156H199ZM204 155V154H203ZM205 155H207V158H208V155L209 154H205ZM204 155V157H206ZM229 155V156H230ZM234 155V154H233ZM9 156V155H8ZM8 156H6V154H5V156H3V157H8ZM36 156V155H35ZM60 156H62V155H60ZM112 156V155H111ZM191 156V155H190ZM198 156H196L197 157V159L199 158ZM212 156V154L209 156V157H211ZM221 156H222V154H221ZM236 156V155H235ZM9 157H11V156H9ZM57 157V156H56ZM93 157V156H92ZM95 157V156H94ZM105 157H106V154H105ZM105 157H103V158H105ZM136 157V156H135ZM143 157H145V154H144V156H142V158ZM149 157H150V155H149ZM151 157H152V155H151ZM157 157V156H156ZM223 157V156H222ZM231 157V156H230ZM230 157H229V159H230ZM14 158V157H13ZM20 158H23L22 156H20ZM19 158V159H20ZM27 158H29V157H27ZM32 158V157H31ZM33 158H35L34 156H33ZM36 158H37V156H36ZM45 158H47V156L45 157ZM48 158H49V156H48ZM47 158V159H48ZM101 158V157H100ZM107 158V157H106ZM134 158V157H133ZM153 158V157H152ZM152 158L151 159H149L150 160V162H151V160H152ZM187 157H185V159H186ZM231 158H233V157H231ZM19 159H18V164L16 163V166L17 165H19V163L20 162H24V158H23V160L21 159L20 160V162H19ZM57 159H59V158H57ZM65 159H66V157H65ZM71 159H72V156H71ZM75 159V158H74ZM147 159V158H146ZM145 159V160H146ZM200 159H201V157H200ZM204 159H206V158H204ZM213 159V158H212ZM220 159H222V158H220ZM8 160H10L9 158H8ZM11 160H13V163H14V160L15 159H11ZM17 160V159H16ZM26 160V159H25ZM33 160H35V159H33ZM73 160V159H72ZM71 160V161H72ZM95 160H97V159H95ZM110 160V159H109ZM108 160V161H109ZM144 160V161H145ZM149 160H147V161H149ZM154 160H157V159H155L154 158ZM161 160V159H160ZM187 160V159H186ZM188 160H190V159H188ZM199 160V159H198ZM210 160H211V158H210ZM236 160V159H235ZM7 161V160H6ZM30 161L32 162V160L30 159ZM43 161H46V160H43ZM43 161H40V162H42L43 163ZM51 161V160H50ZM58 161V160H57ZM59 161H61V160H59ZM68 161V160H67ZM107 161V160H106ZM106 161H104V162H106ZM229 161H231V162H235L234 161V159H232V160H229ZM1 162H2V160H1ZM26 162V161H25ZM24 162V163H25ZM27 162H29V159L27 160ZM30 162V163H31ZM39 162V163H40ZM52 162V161H51ZM54 162H56V160H55V156H54ZM64 163H65V161H63ZM75 162H76V160H75ZM101 162V161H100ZM137 162V161H136ZM146 162V161H145ZM150 162L149 163H147V164H149L150 166L154 163V164H156V162L155 161H153V162H151L152 164H150ZM162 162V161H161ZM181 162V161H180ZM185 162H187V161H185ZM207 162V160L205 161V163ZM241 162V161H240ZM9 163V161L7 162V164ZM11 163V162H10ZM13 163H11V164H13ZM23 163V167L25 168V166L24 165H26V164H24ZM33 163V162H32ZM31 163V164H32ZM42 163H40L41 165H39V166H42L43 164ZM50 163V162H49ZM74 163V162H73ZM86 163V162H85ZM88 163H89V161H88ZM87 163V164H88ZM172 163V162H171ZM215 163V162H214ZM226 163V162H225ZM1 164V163H0ZM15 164V163H14ZM33 164H35V162L33 163ZM32 164V165H33ZM38 164V163H37ZM52 164H54V163H52ZM61 164H63L62 163V161H61ZM76 164V163H75ZM87 164H86V166H87ZM100 164H102L103 165V162H101ZM100 164L98 163V166H100ZM108 165H109V163H107ZM127 164V163H126ZM144 162L141 164L142 165V167H144ZM165 164L167 165V163L165 162ZM204 164V163H203ZM222 164V163H221ZM230 164H232V163H230ZM235 164V163H234ZM9 165V164H8ZM7 165V166H8ZM32 165H28L27 166V168L28 167H31V168H33V166ZM46 165H48V162H47V164ZM56 165H57V162H56ZM93 164H91V165H89V166H92ZM101 165V166H102ZM174 165V164H173ZM192 165H194V164H192ZM201 165V164H200ZM2 166V165H1ZM4 166V165H3ZM13 166V165H12ZM21 166V165H20ZM53 166H55V165H53ZM62 166V165H61ZM60 166V167H61ZM67 165H63V167H66ZM75 166V165H74ZM84 166L85 165H83V169H84ZM85 166V167H86ZM133 166H135V165H133ZM130 167V169L131 168H133V169H136L135 170V172L137 171L138 173H139V171L137 170V168L139 167L138 165H136L135 167ZM138 166V167H137ZM153 166V165H152ZM181 166V165H180ZM217 166H218V164H217ZM225 166V165H224ZM237 166H238V164H237ZM5 167V166H4ZM19 167V166H18ZM49 167V169L52 167L51 165L50 166H48ZM55 167H57L58 168V166H55ZM55 167H53V168H55ZM142 167L140 168L141 169V174L142 173H144V171L145 170H143L142 169ZM155 167V166H154ZM158 167V166H157ZM206 167H208V166H204V168H206ZM238 167H240V166H238ZM8 168H10V167H8ZM36 168H37V166H36ZM35 168V169H36ZM45 168H46V166L44 167V169L43 170H45ZM62 168V167H61ZM75 168V167H74ZM81 168V169H82ZM99 169H100V167H98ZM105 168H106V166H105ZM146 169H147V166L145 167ZM162 168H163V166H162ZM166 168V167H165ZM169 168V167H168ZM189 168H190V166H189ZM193 168H195L194 166H193ZM200 168V167H199ZM231 168V167H230ZM233 168V167H232ZM10 169H13V168H10ZM10 169H8V170H10ZM29 169V168H28ZM47 169V168H46ZM87 169V168H86ZM91 168L89 167V173L91 172V170H93V172L92 173H94V169H96V165H95V167H94V169H91ZM99 169H96V171H95V175L94 174H92V175H94L95 177H96V172L98 173L99 172ZM109 169V168H108ZM107 169V170H108ZM129 169V170H130ZM139 169V170H140ZM149 169V168H148ZM147 169V170H148ZM152 169H153V167H152ZM154 169H156V168H154ZM164 169V168H163ZM169 169H171V168H169ZM198 169V168H197ZM218 169H220V166H218ZM224 169H225V167H224ZM1 170V169H0ZM17 169H15V171L14 172H17L16 171ZM31 170V169H30ZM38 170V169H37ZM36 170V171H37ZM48 170V169H47ZM51 170V169H50ZM52 170H54V169H52ZM61 169L59 168V171H60ZM70 170V169H69ZM69 170H67L68 172H69ZM72 170V169H71ZM78 170V169H77ZM76 170V171H77ZM104 171H106L105 169H103ZM142 170H143V172H142ZM151 169H149V171H150ZM178 170H180V167L178 168ZM186 170V169H185ZM188 170V169H187ZM201 170V169H200ZM223 172H224V170H223V168L221 169ZM229 170H231V169H229ZM235 170V169H234ZM245 170V169H244ZM246 170H247V168H246ZM246 170H245V176L247 175L246 174ZM2 171V170H1ZM1 171H0V173H1ZM29 171V170H28ZM35 171V172H36ZM55 171V170H54ZM73 171V170H72ZM75 171V173L77 174V172ZM82 171V170H81ZM153 170H151V172H152ZM156 171H158V170H156ZM161 171H162V169H161ZM160 171V173L162 174V172ZM13 172V174L15 175V173ZM21 172V171H20ZM20 172H19V174H18V172H17V174L15 175V176H20ZM33 172V171H32ZM61 172V171H60ZM62 172H63V169H62ZM67 172V173H68ZM71 172V171H70ZM85 172V171H84ZM129 172V171H128ZM131 172H133V171H131ZM135 172H133V175H134V173ZM136 172V173H137ZM151 172L149 173V172H147V171H145V173H147V176L149 175V174H151ZM198 172H200V171H198ZM213 173H212V175L214 174V171H212ZM227 172H229V171H227ZM10 173H12L11 171H10ZM9 173V174H10ZM22 173V172H21ZM28 173H30V172H28ZM63 173H65V172H63ZM86 173V172H85ZM135 173V174H136ZM149 173V174H148ZM159 173V174H160ZM164 173V172H163ZM194 173V172H193ZM196 173H197V171H196ZM23 174V173H22ZM44 174V173H43ZM72 174H73V172H72ZM76 174L74 175V176H76ZM88 174V173H87ZM86 174V175H87ZM129 174V173H128ZM130 174H132V173H130ZM153 175H154V173H152ZM151 174V175H152ZM195 174V173H194ZM211 174V173H210ZM218 174H220V173H218ZM233 174V173H232ZM238 174V173H237ZM3 176H4V178L5 177H7L6 175H4V174H2ZM11 175V174H10ZM13 175V176H14ZM32 177H34L33 175H32V173L30 174ZM46 175V174H45ZM45 175H44V177H45ZM48 175V174H47ZM78 175V174H77ZM85 175V174H84ZM85 175V176H86ZM101 175H102V177H103V173L101 172ZM140 174H136V176L135 177H137V176H139ZM182 175H183V173H182ZM197 175H199V173L197 174ZM226 175V174H225ZM228 175V174H227ZM12 176V177H13ZM37 176V175H36ZM42 176V175H41ZM80 176L81 177H83L81 174H80ZM88 176H89V174H88ZM99 176H100V174H99ZM105 176V175H104ZM110 176V175H109ZM108 176V177H109ZM126 176V175H125ZM124 176V177H125ZM142 176V178L145 176L144 174H142L141 175ZM147 176H146V178H147ZM156 176L157 175H155V176H151V178L152 177H154V178H156ZM161 176V175H160ZM186 176V175H185ZM199 176H201V175H199ZM208 176V175H207ZM221 176V175H220ZM224 176V175H223ZM235 176V175H234ZM70 177H72V176H70ZM79 177V176H78ZM77 177V178H78ZM81 177L79 178V179H81ZM98 177V176H97ZM118 177H120V176H118ZM122 177V176H121ZM198 177V176H197ZM211 177V176H210ZM214 177V176H213ZM247 177V176H246ZM252 177V176H251ZM16 178V177H15ZM14 178V179H15ZM21 178V177H20ZM67 178V177H66ZM73 178V177H72ZM75 178V177H74ZM83 178H85V177H83ZM82 178V179H83ZM86 178H90V177H87L86 176ZM104 178H106V180H107V177H103V178H101V180L103 179V181L105 180ZM110 178V177H109ZM115 178V177H114ZM130 178V177H129ZM129 178H125V179H129ZM131 178H132V180H131ZM131 178H130V181H127V182H132L133 180H134V177L133 176H131ZM141 178V177H140ZM145 178V179H146ZM154 178H152L153 180H154ZM224 178V177H223ZM227 178H229V177H227ZM17 179V178H16ZM67 179H70V180H72V182H73V179H71V178H67ZM79 179H74V180H76V181H74L73 183H75L76 184V182H79ZM91 179V178H90ZM90 179H88V180H90ZM98 179H100L99 177L97 178V179H95L94 178V180L96 181V180H98ZM111 179V178H110ZM117 179H119V178H117ZM138 179V178H137ZM137 179H135V180H137ZM148 179H150L149 177H148ZM151 179V182L153 181ZM191 178H189V180H190ZM196 179V178H195ZM5 180V179H4ZM33 180V179H32ZM37 179L35 178V181H36ZM48 180V179H47ZM84 180V179H83ZM83 180H81V181H83ZM92 180H93V178H92ZM92 180H91V182L90 181H88V183L90 184V183H92V184H94L93 182H94V180H93V182H92ZM101 180H99L98 182H100ZM135 180L133 181V182H135ZM147 180V179H146ZM146 180H143L142 182H144V181H146ZM224 180H225V178H224ZM230 180V179H229ZM234 180V179H233ZM239 181H240V179H238ZM247 182H246V181ZM9 181V180H8ZM16 181V180H15ZM50 181H53V179L52 180H50ZM49 180H48V182H50ZM119 181H121V179H119L117 182H116V185H115V183H114V187H116V189L114 190L113 189V191H110V192H108V190L107 191H103L102 189H100L101 187H103V186H101V185H97V183L96 184H94V185H96L95 186V188H93V187H91V186H89L88 185V187H91L92 189H94L92 192H94L95 194H96V192L98 193V190L100 189V190H102V192L101 193H99L98 194V197H97V199H96V201H95V204H94V202H93V204L91 205L92 207H94V209H92L91 211H93L94 212V214L93 213H91V214H93V218H92V221L91 222H94L93 224H94V226L97 228V229H99V231L101 232V234H102V241H104L105 242V244H106V246L109 248V247H111L112 248V250L113 251H115V250H117L118 252H119V255H121V259H119L118 260V262H119V264H122V262L124 263V261H128V263L130 264V262H131V260H130V258L128 259L127 257V252H125L124 250H128L129 252L128 253H131V252H133L138 258H137V260L139 261V264H144V263H146V264H159L160 263V258H161V255H160V252H161V250L162 249H164V247H167V244L168 243H170V242H172V241H178V243L179 242H181L182 243V241L183 242H187V240H189L188 241V243L190 244V242H191V246H188V244H186L187 245V248H185L186 247V245H185V249H182V251H180V250H178V251H180V253H182V255L180 256L179 255V257L174 253V254H172L171 252H166L167 250H168V248H167V250L164 252V253H166V255H165V258H164V256H163V259H162V261L164 260V263H166V264H238V262L240 261H238V262H236L235 260H238L239 258H240V256H239V254H240V247L237 245L236 246V243H235V247H236V250L237 251H235L236 253H235V255H232V256H234V257H232V259L230 260V258H229V261H228V256H227V253H225L224 252V249L223 248H221L219 245H218V241H217V239H219L218 238V235L220 234L219 232L220 231H222V230H224L225 232H227V233H231V234H233V235H235V237H233V238H235V239H237L238 240V238H239V236H237L238 234V232H240L241 231V226H240V223H239V221H238V219H239V215L240 216H242L240 213H243V212H241V208H240V210L238 209V206H240V204L238 205V203H236V202H234V203H236L237 205H234L235 206V208H236V210H233L232 212H233V214H234V219L232 220V222H230V217H231V211H229L230 209H231V207H229V202H227V203H225V204H223L224 202H221V204H222V206H220L221 204H219V205H216L215 203H210L209 205H207V204H203V203H201L200 201H191L192 202V204H191V206L192 205H194V210H193V208H192V210H189L188 209V211L186 212V216H183L180 220H178V221H173V219L171 220V223H169V224H166V226L163 228V226H162V228L163 229H161L162 231H161V233L158 235V239L157 240H160V242H161V247L160 248H158L157 246H155L154 244H159V243H157L158 241H156V243H155V240L153 241V237L155 238L157 235L155 234H152L154 231L152 230V228L153 227H149V228H151L149 231H151V234L152 235H142V234H137V231H135L134 230V233L132 232V231H129L128 230V228L126 227L127 226V220L129 221V220H131V218H133V219H135L133 216H135V214L133 213L135 210H136V208H133L132 206V217H130L129 216V214L126 212V210L128 211V209H130V208H127L128 207V205L126 204V206L124 207V205H125V203L123 202V203H121V201H122V196H120L119 195V197H121V201L119 202L118 201V197L116 198V191H118L119 190V185H117V184H120V183H118ZM140 181V180H139ZM148 181V180H147ZM146 181V182H147ZM188 181V180H187ZM215 181V180H214ZM217 181V180H216ZM215 181V182H216ZM220 181H221V179H220ZM227 181V180H226ZM242 181V180H241ZM249 180L247 179V178H245L244 179V182H246L245 184H247V183H249L248 182ZM253 181H255V180H253ZM14 182V181H13ZM18 182H21V181H18ZM68 182V181H67ZM67 182H66V184H67ZM71 182V183H72ZM106 182V181H105ZM110 182V181H109ZM115 182V181H114ZM122 182H123V180H122ZM122 182H121V184H122ZM133 182H132V184L131 185H136L137 186V184H133ZM141 182V181H140ZM140 182L138 183V182H136V183H138L139 185H140ZM146 182H144V185H145V183ZM190 182V181H189ZM191 182H193L192 180H191ZM197 182V181H196ZM195 182V183H196ZM204 182V181H203ZM211 182H213V181H211ZM2 183V182H1ZM0 183V184H1ZM8 183V182H7ZM9 183H11V182H9ZM46 183V182H45ZM70 183V182H69ZM68 183V184H69ZM70 183V185H72ZM81 183V182H80ZM80 183H79V185L78 186H81L80 185ZM85 183H87V182H85L84 181V183H82V184H84L85 185ZM100 183H103V182H100ZM107 183V182H106ZM123 183H125V182H123ZM166 183V182H165ZM165 183H163V187H162V189L164 190L165 188H164V184ZM223 183H225V182H223ZM222 183V184H223ZM229 183V182H228ZM235 183V182H234ZM238 183V182H237ZM237 183H236V186H237ZM243 183V182H242ZM20 184V183H19ZM22 184V183H21ZM107 184H109V183H107ZM106 184V185H107ZM113 184V183H112ZM120 184V185H121ZM147 184H149V183H147ZM159 184H160V181H159ZM192 184V183H191ZM207 184H208V182H207ZM217 184V183H216ZM221 184V185H222ZM74 185V184H73ZM84 185H82L81 186V188L84 186ZM126 185H127V183H126ZM125 184H124V187L126 186ZM142 185H143V183H141V187H142ZM150 185V184H149ZM157 185H158V182H157ZM232 185H233V183H232ZM239 185V184H238ZM250 184H247V185H245L244 187H245V189H246V192H247V195H248V197H247V200H246V205H249V207L250 208H254L255 210H260L261 209V205H260V202L258 201V200H256L255 199V196H254V193H253V190H252V188L249 186ZM10 186H12V185H10ZM14 186V185H13ZM48 186V185H47ZM69 186V185H68ZM86 186H87V184H86ZM85 186V187H86ZM129 186L130 185H127V192L129 191ZM132 186V188H134ZM148 186V185H147ZM146 186V187H147ZM161 186V185H160ZM177 186V185H176ZM195 187H196V184L194 185ZM225 186V185H224ZM226 186H228V185H226ZM243 186V185H242ZM22 187H23V184H22ZM25 187V186H24ZM73 187V186H72ZM76 187V185H74V188ZM88 187H86V188H88ZM124 187H122V188H124ZM138 187V186H137ZM141 187H138V189L139 188H141ZM145 187V186H144ZM155 187H157L156 185H155ZM166 187V186H165ZM190 187V186H189ZM219 187V186H218ZM1 188V187H0ZM4 189H5V187H3ZM21 188V187H20ZM20 188H18L19 190H21ZM74 188H73V190H74ZM79 188V190L81 189L80 187H77V189ZM84 188V187H83ZM82 188V189H83ZM91 188H88L89 190L91 189ZM132 188H131V190H132ZM136 188V187H135ZM150 188V187H149ZM158 189H159V187H157ZM168 188V187H167ZM192 189H193V187H191ZM221 188V187H220ZM222 188H223V185H222ZM221 188V189H222ZM243 188V187H242ZM2 189V188H1ZM31 189L32 190H34L32 187H31ZM88 189H85L86 191L88 190ZM146 189H148V188H146ZM153 189L155 190V188L153 187ZM203 189V190H202ZM204 189H207L208 191H210L211 193H213L214 194V190H216V192H217V189L218 188H216L215 186H214V184L212 185V184H210L209 186H207L206 188H204L203 186L201 187V186H198L195 190V196H197V195H199L200 194V191H204ZM224 189V188H223ZM222 189V190H223ZM227 189V188H226ZM230 189V187L228 188V190ZM3 190V189H2ZM23 190V189H22ZM25 190V189H24ZM88 190V191H89ZM105 190V189H104ZM121 191H123L122 189H120ZM134 190V192H133V194H137L136 193V191H135V189H133ZM167 190V189H166ZM174 190V189H173ZM184 190V189H183ZM194 190V189H193ZM233 190V189H232ZM27 191H30V190H28L27 189ZM37 191V190H36ZM35 191V192H36ZM46 191V190H45ZM81 191V190H80ZM87 191V192H88ZM126 191V190H125ZM124 191V192H125ZM138 191V190H137ZM140 191V190H139ZM153 191V190H152ZM161 191L162 190H160V193H161ZM221 191V190H220ZM224 192H226L225 190H223ZM2 192V191H1ZM8 192V191H7ZM16 192H17V195H19L18 194V191L16 190ZM15 192V190H14V193H16ZM21 192V191H20ZM38 192V191H37ZM71 192H72V190H71ZM75 192H77V191H75ZM120 192V191H119ZM123 192V193H124ZM130 192V191H129ZM141 193L143 192V191H140ZM154 192V191H153ZM194 192V191H193ZM239 192V191H238ZM237 192V193H238ZM4 193V192H3ZM3 193H1V194H3ZM9 193H11V192H9ZM8 193V194H9ZM23 193H24V191H23ZM28 193H30V192H28ZM77 193H79V191L77 192ZM166 193V192H165ZM175 193H177V192H175ZM209 193V192H208ZM32 194H34V196H35V193H32V191H31V195L30 196H32ZM75 194V195H74ZM80 194V196H82V201L86 198V200H87V197H85V196H83L85 193L83 192V195H82V192H80L79 193ZM87 194V193H86ZM85 194V195H86ZM122 194V193H121ZM126 195H127V193H125ZM124 194V195H125ZM132 194V195H133ZM145 194V193H144ZM147 194V193H146ZM146 194H145V196H146ZM148 194H150L151 195V193H149L148 192ZM206 194V193H205ZM227 194H229V192L227 193ZM6 195V194H5ZM10 195V194H9ZM21 196H22V194H20ZM65 195V194H64ZM70 195H72V194H70ZM69 195V196H70ZM73 195L76 197V193H73ZM71 196V197H74V196ZM131 195V194H130ZM132 195H131V197H132ZM158 195V194H157ZM191 195V194H190ZM219 195V194H218ZM222 195H223V193H222ZM226 195V194H225ZM225 195H223V196H225ZM232 195V194H231ZM237 195V194H236ZM11 196H12V194H11ZM28 196V195H27ZM26 196V197H27ZM41 196V195H40ZM45 196L46 195H44V197L43 198H45ZM65 196H68V195H65ZM79 196V195H78ZM78 196L76 197V198H78ZM87 196H89V194L87 195ZM91 196V195H90ZM140 196V195H139ZM144 196V197H145ZM188 196V197H187ZM187 198H189V195L187 194ZM201 196H203V195H201ZM200 196V197H201ZM204 196H206V195H204ZM26 197H24V198H26ZM49 197V196H48ZM48 197H46V198H48ZM85 197V198H84ZM127 197H128V195H127ZM130 197V198H131ZM148 197H149V195H148ZM153 197V196H152ZM185 197V198H186ZM225 197H227V196H225ZM238 197V196H237ZM243 197H244V195H243ZM12 198V197H11ZM19 198V197H18ZM23 198V197H22ZM35 198V197H34ZM92 198H93V195H92ZM91 198V199H92ZM123 198H124V200L126 199L124 196H123ZM129 198V199H130ZM135 198H136V195H135ZM141 198V200H142V197H140ZM160 198V197H159ZM203 198V197H202ZM220 198H222V197H220L219 196V199ZM5 199H7V198H5ZM38 199V198H37ZM40 199H42V198H40ZM61 199V198H60ZM73 199V198H72ZM75 199V198H74ZM74 199L72 200L73 202H75V201H79V199H76L75 201H74ZM90 199V198H89ZM90 199V200H91ZM132 199V198H131ZM138 201L140 200V199H138V198H136ZM149 199H151V198H149ZM154 200L156 199V198H153ZM204 199V198H203ZM202 199V200H203ZM230 199H232V198H230ZM21 200L22 199H20V202H21ZM45 199H43L42 201H44ZM68 200H70V199H68ZM81 200V199H80ZM136 200V201H137ZM144 200H147L146 198L145 199H143V201ZM164 200V199H163ZM169 200V199H168ZM198 200V199H197ZM212 200H213V198H212ZM218 200V199H217ZM226 200V199H225ZM224 200V201H225ZM234 200V199H233ZM233 200H232V203H233ZM27 201H28V199H27ZM47 201H48V199H47ZM81 201V202H82ZM85 201V200H84ZM83 201V202H84ZM94 201V200H93ZM126 201H127V199H126ZM131 201V203H132V200H130ZM134 201H135V199H134ZM137 201V203H139ZM143 201L142 202H140L139 204H141L142 206H143ZM149 202V204L150 203H152V201L151 200H148ZM158 201V200H157ZM156 200H155V203H159V202H157ZM162 201V200H161ZM187 201V200H186ZM209 201V200H208ZM223 201V200H222ZM230 201V200H229ZM19 201H16V200H10V201H8L5 205L3 204V207L1 208L0 207V225H2L3 226V224H5V226L6 225H9V226H11V231L9 232V234L11 235H13L14 236V234H16V232H18V227H19V223H20V220H21V218H22V216H24L25 215V213H26V211H27V208H26V202L25 201H23V202H21V203H18ZM37 202H39V201H37ZM40 202H41V200H40ZM39 202V203H40ZM63 202V201H62ZM86 202H88V201H85V203ZM91 202V201H90ZM90 202H89V204H90ZM243 202V201H242ZM38 203V204H39ZM42 203H45V204H47V202L45 201V202H42ZM41 203V204H42ZM48 203H50V202H48ZM70 203V205H73V204H71V202H69ZM85 203H83V204H85ZM128 203V202H127ZM147 203V204H148ZM154 203V202H153ZM161 203V202H160ZM206 203H208V202H206ZM63 204L65 205V203L63 202L62 203V206L61 207H63ZM76 204H79V206L82 204V203H76ZM88 204V203H87ZM86 204V205H87ZM88 204V205H89ZM129 204H130V202H129ZM149 204H148V206H149ZM161 204H163V203H161ZM165 204V203H164ZM189 204V203H188ZM37 205V204H36ZM58 205V204H57ZM69 205V209H71V210H68V212L70 213V211H72L73 212V210H72V208H70L71 206ZM94 205V206H93ZM132 205H133V203H132ZM141 205H139V206H141ZM246 205H245V207H246ZM38 206V205H37ZM56 206V205H55ZM130 206V205H129ZM141 206V207H142ZM147 205H145L144 207H146V209L147 208H149ZM153 206V205H152ZM163 206V205H162ZM189 206V205H188ZM232 206V205H231ZM233 206V207H234ZM40 208L42 207V206H39ZM65 207V206H64ZM63 207V208H64ZM67 207V206H66ZM66 207L64 208V209H66ZM72 207H75V208H77L78 207V205L76 206L75 204H74V206H72ZM87 207V206H86ZM85 206H83V208H86ZM155 207H156V205H155ZM159 207V206H158ZM158 207H156V208H158ZM164 208H165V206H163ZM169 207V206H168ZM185 207V206H184ZM38 208V207H37ZM46 208V207H45ZM51 208V207H50ZM62 208V209H63ZM68 208V207H67ZM79 208H81V206L79 207ZM143 208V207H142ZM159 208H161V207H159ZM163 208V209H164ZM191 208V207H190ZM244 208V207H243ZM250 208L248 209L247 207H246V209H248V211H247V213H248V215H249V213L251 212V210H250ZM39 209V208H38ZM57 209H58V207H57ZM57 209H55V210H57ZM78 209V208H77ZM82 209V208H81ZM80 209V210H81ZM87 209V208H86ZM126 209V210H125ZM133 209H134V211H133ZM145 209V208H144ZM152 209V208H151ZM162 209V208H161ZM162 209V210H163ZM262 209H264V208H262ZM261 209V210H262ZM39 210H41V212H42V209H39ZM61 210V209H60ZM79 210V209H78ZM77 210V211H78ZM79 210V211H80ZM83 210V209H82ZM81 210V211H82ZM138 210V209H137ZM148 210V211H147ZM147 210H143V212L142 211H139L141 214L143 213H149V210L150 209H147ZM158 209H156V211H157ZM166 210L168 211V212H170L171 210L170 209H166L165 208V213H166ZM173 210V209H172ZM185 210V209H184ZM239 210V211H238ZM50 211V210H49ZM58 211V210H57ZM56 211V212H57ZM66 211H67V209H66ZM80 211V212H81ZM84 211V210H83ZM86 211V210H85ZM160 211V210H159ZM243 211V210H242ZM37 212H39L38 210H37ZM52 212H53V210H52ZM75 213H77L76 211H74ZM73 212V213H74ZM79 212V213H80ZM87 212V211H86ZM126 212V215L128 214V216L130 217V218H128V217H126V215H124V213ZM128 212H130V211H128ZM137 213V214H140V213ZM153 212V211H152ZM155 212V211H154ZM158 212V211H157ZM162 212V211H161ZM167 212V213H168ZM47 213V212H46ZM45 212H44V214H46ZM49 213V212H48ZM72 213V214H73ZM159 213V212H158ZM171 213V212H170ZM173 213H174V211H173ZM172 213V214H173ZM261 213V212H260ZM57 214H58V216L60 215V214H63V213H60V212H57ZM66 214V213H65ZM68 214V213H67ZM81 214V213H80ZM140 214V215H141ZM142 214V215H143ZM147 214H145V216L147 215ZM154 214V213H153ZM156 214V213H155ZM251 214V213H250ZM253 214L254 213H252V216H253ZM39 215V214H38ZM49 215V214H48ZM48 215H46V218H47V220H48V218H52V215H51V212H50V215L48 216ZM55 215V214H54ZM64 215V214H63ZM70 214H68V216H69ZM84 215V214H83ZM82 215V216H83ZM152 215V214H151ZM151 215H149V216H151ZM255 215V214H254ZM51 216V217H50ZM61 216V215H60ZM60 216H59V219H60ZM72 216V215H71ZM73 216H75V215H73ZM72 216V217H73ZM78 216V215H77ZM77 216H75V217H77ZM137 216V215H136ZM135 216V217H136ZM144 216V217H145ZM148 216V215H147ZM159 216V215H158ZM168 216V215H167ZM171 216V215H170ZM247 216V215H246ZM251 216V215H250ZM256 216H258L257 215V213H256ZM44 217V216H43ZM55 217H57V216H55ZM55 217H53V218H55ZM66 217H67V215H66ZM71 217V218H72ZM74 217V218H75ZM138 217V216H137ZM136 217V218H137ZM160 217H163L162 215L160 216ZM173 217V216H172ZM176 217V216H175ZM255 217V216H254ZM52 218V219H53ZM70 218V219H71ZM80 218H81V215H80ZM128 218V219H127ZM148 219H149V217H147ZM146 218V219H147ZM151 218V217H150ZM153 218H154V216H153ZM244 218H245V216H244ZM250 218V217H249ZM45 219V218H44ZM63 219H64V221H66L67 220V218L65 219V217H63ZM75 219H77V218H75ZM75 219H73V220H75ZM141 219H143V218H141ZM140 219V220H141ZM145 219V220H146ZM147 219V220H148ZM157 220H159L158 218H156ZM165 219H167V217H165ZM218 219V220H217ZM243 219V218H242ZM261 219V218H260ZM25 220V219H24ZM43 220V219H42ZM46 220V219H45ZM44 220V221H45ZM56 220V218L54 219V221ZM86 220V219H85ZM138 220V219H137ZM139 220V221H140ZM144 220V221H145ZM147 220H146V222H147ZM150 220V219H149ZM155 220V219H154ZM163 220V219H162ZM161 220V221H162ZM175 220V219H174ZM248 220V219H247ZM262 221H264V219H261ZM261 220H260V222H261ZM26 221V220H25ZM51 221V220H50ZM50 221H48V222H50ZM61 221V220H60ZM72 220H69V222H71ZM132 221V220H131ZM130 221V222H131ZM134 221V220H133ZM135 221H136V219H135ZM168 221V220H167ZM250 221V220H249ZM257 221V219L255 220V222ZM24 222V221H23ZM22 222V223H23ZM57 222H59V221H57ZM76 223H77V221H75ZM74 222V223H75ZM83 222V221H82ZM156 222V221H155ZM22 223H21V225H22ZM50 223H54V222H50ZM78 223H80V222H78ZM142 222H140V225L142 226V224H141ZM150 224V223H152V224H155L154 222H152V220L149 222H147V224ZM165 223V222H164ZM252 223H254L253 221H252ZM257 223H258V221H257ZM257 223H256V225H257ZM262 223V222H261ZM24 224V223H23ZM26 224H28L27 222H26ZM52 224H51V226H52ZM63 224V223H62ZM65 224V223H64ZM134 224V223H133ZM146 224V225H147ZM246 224V223H245ZM260 224V223H259ZM263 224V223H262ZM262 224H260V226H261V230H260V228H259V225L258 226H256V225H254L256 228H254L255 230L257 229V227L259 228V230L260 231H262V232H264V230H263V228H262ZM30 226H31V229L33 230H35L36 228H35V226H34V228H32V225L31 224H29ZM29 225H27V227L29 226ZM45 225H46V223H44V227L41 225L40 227H43V228H46L47 229V227H49L48 226V224H47V227H45ZM54 225V224H53ZM73 224L71 223V228L73 227L72 226ZM78 225V224H77ZM139 225V223H137V226ZM264 225V224H263ZM23 226V225H22ZM61 226V225H60ZM60 226H59V229H60ZM89 226V225H88ZM88 226H85V227H88ZM143 226H145V225H143ZM142 226V227H143ZM154 226V225H153ZM39 227V228H40ZM65 227V226H64ZM68 227H70L69 226V224H68ZM134 227V226H133ZM142 227H141V229H142ZM155 228H157L156 227V224H155V226H154ZM215 227V229H213ZM223 227H224V229H223ZM247 228H248V225L246 226ZM0 228H2V227H0ZM30 228V227H29ZM43 228H40V229H43ZM52 228H53V226H52ZM78 228V227H77ZM138 228V227H137ZM145 228H146V226H145ZM155 228H153V229H155ZM246 228V229H247ZM253 228V227H252ZM62 229V228H61ZM65 229V228H64ZM68 229V228H67ZM73 230H78V229H75L74 227L72 228ZM72 229H70V231L72 230ZM245 229V230H246ZM34 230L32 231V232H34ZM45 230V229H44ZM43 230V231H44ZM69 230V229H68ZM67 230V231H68ZM88 230V229H87ZM137 230H139V229H137ZM156 230V229H155ZM243 230H244V228H243ZM249 230V229H248ZM258 230V229H257ZM254 231V233H256L257 232V234H259L258 232L259 231ZM5 231V230H4ZM36 231V230H35ZM43 231H42V233H43ZM46 231V230H45ZM54 231V230H53ZM53 231H50V232H53ZM60 231V230H59ZM58 231V232H59ZM142 231V230H141ZM153 231V232H152ZM157 231V230H156ZM47 232L49 233V230L47 229ZM46 232V233H47ZM56 232V231H55ZM72 232V231H71ZM71 232H69L70 234H71ZM136 232V233H135ZM144 232H146V231H144ZM143 232V233H144ZM243 232H247V230L246 231H243ZM2 233L3 234H5V232H3L2 231ZM45 233V232H44ZM54 233V232H53ZM57 233V232H56ZM56 233H55V235H56ZM66 233V232H65ZM78 233H80V232H78ZM85 233V232H84ZM83 233V234H84ZM147 233V232H146ZM155 233V232H154ZM19 234V233H18ZM67 235H68V232L66 233ZM66 234H64V235H61V234H58V235H61V236H65ZM75 234V233H74ZM86 235H88L87 233H85ZM226 234V233H225ZM244 234V233H243ZM2 235V234H1ZM10 235H9V237H10ZM34 235V234H33ZM45 235V234H44ZM66 235V236H67ZM78 235V238H79V235L80 234H76V236ZM242 235V234H241ZM256 235V234H255ZM260 236H264V233L263 234H259ZM5 236V235H4ZM17 236V235H16ZM19 236H20V234H19ZM19 236H17V237H19ZM47 236V235H46ZM50 236V235H49ZM60 236V237H61ZM72 236H74L75 237V235H72ZM72 236H70V239H72L73 237ZM81 236V235H80ZM227 236V235H226ZM236 236L238 237V238H236ZM246 236L247 235H244V238H246ZM258 236V235H257ZM256 236V237H257ZM2 237H3V235H2ZM23 237V236H22ZM25 237V236H24ZM23 237V238H24ZM33 237V236H32ZM37 238H38V236H36ZM96 237V236H95ZM94 237V238H95ZM228 237V236H227ZM226 237V238H227ZM5 238V237H4ZM7 238V237H6ZM14 238V237H13ZM13 238H12V240H13ZM51 238L52 239H54L53 237H52V235H51ZM84 238V237H83ZM86 238V237H85ZM160 238V239H159ZM240 238H242V236L240 237ZM264 238V237H263ZM11 239V238H10ZM27 239V237H25V240ZM34 239V238H33ZM39 239V238H38ZM52 239H50V240H52ZM64 239V238H63ZM68 240V238H65V240ZM75 239V238H74ZM79 239H81V238H79ZM156 239V238H155ZM224 239H225V237H224ZM247 239V238H246ZM0 240H1V238H0ZM12 240H10V241H12ZM17 240H19L18 238H17ZM24 240V242H26ZM31 240V239H30ZM50 240H48V242H50ZM55 240H58V238L57 239H55ZM66 240V241H67ZM78 240V239H77ZM77 240H76V243H77ZM186 240V241H185ZM190 240H192V241H190ZM223 240V239H222ZM228 240H229V238H228ZM234 240V239H233ZM263 240V239H262ZM2 241V240H1ZM4 241V240H3ZM37 240L35 239V242H36ZM54 241V240H53ZM52 241V242H53ZM65 241V242H66ZM72 241H74L73 239H72ZM79 241H83V240H79ZM78 241V242H79ZM254 241V240H253ZM27 242H28V240H27ZM30 242V241H29ZM34 242V240L32 241V243L35 245L36 243ZM52 242H50V243H48V244H50L51 245V243ZM63 242V241H62ZM65 242L64 243H62V244H65ZM68 242H69V240H68ZM75 242V241H74ZM81 242H79V243H81ZM88 242V241H87ZM97 242V241H96ZM192 242H194V244L192 243ZM234 242V241H233ZM246 242V241H245ZM245 242H243V246H245L247 243H245ZM264 242V241H263ZM5 243H6V240H5ZM4 243V244H5ZM38 243H39V240H38ZM59 243V245H61L60 244V242H57V244ZM72 243V242H71ZM71 243H69V245L71 244ZM76 243H75V245H74V247H77V248H79L80 246V244L79 245H76ZM85 243H86V241H85ZM177 243V242H176ZM226 243V242H225ZM229 243V242H228ZM232 243V242H231ZM245 243V244H244ZM9 244V243H8ZM8 244H6V245H8ZM12 244V243H11ZM21 244V243H20ZM19 244V246H21ZM40 244V246L42 245L41 243H39ZM39 244H37V245H39ZM87 244V243H86ZM86 244H84V246L86 245ZM193 244V245H192ZM3 245V244H2ZM25 245V244H24ZM54 244H52V246H53ZM72 246H73V244H71ZM168 245H170V244H168ZM175 245V246H174ZM172 244V246L173 247H176V244ZM47 246H49V245H47ZM51 246V247H52ZM62 246V245H61ZM61 246H59L60 248H61ZM68 246V245H67ZM67 246H63L64 248H65V250H66V247ZM89 246V245H88ZM171 246V245H170ZM180 246H182V244L181 245H179V249L181 248ZM211 247L210 249H208L207 250V247ZM228 246V245H227ZM248 246V245H247ZM1 247V246H0ZM11 248H12V246H10ZM39 247V246H38ZM50 247V248H51ZM55 249H57L56 247H58V246H53ZM58 247V248H59ZM87 247V245L85 246V248ZM90 247V246H89ZM157 247V248H156ZM233 247H234V245H233ZM6 248V247H5ZM4 248V249H5ZM25 248V247H24ZM29 248H31V247H29ZM33 249H34V247H32ZM41 248V247H40ZM46 248H49V247H46ZM70 248V247H69ZM69 248L67 247V249L69 250ZM76 248V249H77ZM81 249L83 248V247H80ZM80 248L77 250V251H81L80 250ZM91 248V247H90ZM89 248V249H90ZM111 248H110V250H111ZM115 250H114V249ZM232 248V246L230 247V249ZM245 248H246V246H245ZM254 248V247H253ZM1 249V248H0ZM3 249V248H2ZM1 249V250H2ZM26 249V248H25ZM32 249V250H33ZM61 249H63V248H61ZM76 249H75V251H76ZM228 249V248H227ZM229 249V250H230ZM251 249V248H250ZM7 250V249H6ZM10 250V249H9ZM12 250V249H11ZM10 250V251H11ZM16 251H18L17 249H15ZM35 250H37V249H34V251ZM40 250V249H39ZM38 250V251H39ZM50 250H52V249H50ZM67 250V251H68ZM84 250V249H83ZM85 250H88V249H85ZM90 250H92V249H90ZM169 250H170V248H169ZM172 250H173V248H172ZM244 250L245 249H243L242 247H241V255L244 257ZM8 251V250H7ZM16 251H15V253H16ZM33 251V252H34ZM53 251V250H52ZM98 251V250H97ZM9 252V251H8ZM23 252H25V251H23ZM32 252V253H33ZM42 252H44V250L42 251ZM56 251H54V253H55ZM91 252V251H90ZM230 252V251H229ZM232 252H234V251H232ZM11 253H12V251H11ZM15 253H13V254H15ZM29 253H31V252H29ZM31 253V254H32ZM36 252H34V254H35ZM47 253H49L48 252V249H47ZM53 253V254H54ZM62 253V252H61ZM65 253V252H64ZM83 253H85V254H87V252H83ZM94 253H99V252H95L94 251ZM115 253H117V252H115ZM257 252H255V254H256ZM4 254H6V253H4ZM7 254H9V253H7ZM6 254V255H7ZM41 254V253H40ZM69 254V253H68ZM72 254H73V251H72ZM75 254V253H74ZM80 254H81V252H80ZM91 255V253H88L87 254V256L88 255ZM178 254H179V252H178ZM245 254H247V253H245ZM1 255V259L3 260V258H2V254H0ZM5 255V256H6ZM38 254L36 253V256H37ZM51 255V254H50ZM56 255V257H57V255H58V253L57 254H55ZM78 255H79V253H78ZM84 255V254H83ZM97 255V254H96ZM105 255V254H104ZM114 255V254H113ZM130 255V254H129ZM174 255H176V256H174ZM8 256V255H7ZM15 256V255H14ZM38 256H40V255H38ZM43 256V255H42ZM54 256V255H53ZM60 256V257H59ZM58 257L59 258H61V254L59 255ZM63 256H65V255H62V258H63ZM71 256H73V255H71ZM71 256H67V257H71ZM82 256V255H81ZM86 256V255H85ZM94 256V255H93ZM100 259H103L102 258V256L103 255H101L100 254ZM106 256H108V255H106ZM115 256H118V255H115ZM114 256V257H115ZM255 256V255H254ZM33 257V256H32ZM44 257V256H43ZM78 257H80V256H78ZM84 257V256H83ZM91 257H92V255H91ZM91 257L89 256V257H85L86 259L87 258H90L91 259ZM131 257V256H130ZM208 257V258H207ZM242 257V258H243ZM29 258H31V257H29ZM48 258V257H47ZM84 258V259H85ZM94 258V257H93ZM99 258V257H98ZM107 258V257H106ZM106 258L104 259V260H106ZM116 258V257H115ZM124 260H123V259ZM251 258V257H250ZM0 259V260H1ZM5 259V258H4ZM34 259H36V257L34 258ZM37 259H39V258H37ZM51 259V258H50ZM66 259H68V258H66ZM65 259V260H66ZM70 259H72V257L70 258ZM70 259H68L67 261H70ZM74 259H77V258H74ZM84 259H82V260H84ZM96 259V258H95ZM95 259H92V260H95ZM108 259H110V256H108ZM114 259V258H113ZM112 258L110 259V260H113ZM259 259V258H258ZM48 260H49V258H48ZM54 260V259H53ZM52 260V261H53ZM62 260V259H61ZM82 260H80V262L82 263ZM97 260V259H96ZM96 260H95V262H96ZM115 260H117V258L115 259ZM114 260V262H116V264H117V261H115ZM246 260V259H245ZM251 260H254V259H252L251 258ZM257 260V259H256ZM13 261V260H12ZM14 261L16 262V260L14 259ZM28 261H30L29 259H28ZM39 261V260H38ZM41 261V260H40ZM40 261H39V263H40ZM44 260H42V262H43ZM47 260H45L44 262H46ZM56 261H58V260H56ZM76 261V260H75ZM88 261H89V259H88ZM87 261V262H88ZM244 261V260H243ZM247 261H249V260H247ZM255 261V260H254ZM263 261V260H262ZM1 262V261H0ZM2 262H4V261H2ZM1 262V263H2ZM43 262V263H44ZM49 262V261H48ZM48 262H46V263H48ZM65 261H63V263H64ZM71 262H72V260H71ZM83 262H86V261H83ZM86 262V263H87ZM91 261H89V263H90ZM95 262H93L94 264H95ZM103 262V261H102ZM114 262H113V264H114ZM249 262H251V261H249ZM257 262V261H256ZM0 263V264H1ZM8 262H6L5 264H7ZM29 263V262H28ZM27 263V264H28ZM30 263L31 264H33L32 263V261H30ZM35 263V262H34ZM39 263H37V264H39ZM53 263V262H52ZM62 263V264H63ZM88 263V264H89ZM138 263V262H137ZM242 263V262H241ZM241 263H239V264H241ZM14 264V263H13ZM49 264V263H48ZM57 264V263H56ZM59 264H61V263H59ZM65 264H67V263H65ZM72 264V263H71ZM77 264V263H76ZM85 264V263H84ZM105 264V263H104ZM110 264H111V262H110ZM161 264V263H160ZM163 264V263H162Z\"/></svg>",
    "mask_w": 264,
    "mask_h": 264
}]
</instances>
